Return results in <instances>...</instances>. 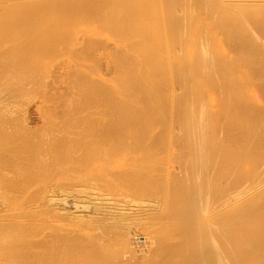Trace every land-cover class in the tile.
<instances>
[{"label":"bare ground","instance_id":"6f19581e","mask_svg":"<svg viewBox=\"0 0 264 264\" xmlns=\"http://www.w3.org/2000/svg\"><path fill=\"white\" fill-rule=\"evenodd\" d=\"M4 1L5 0H3V2ZM11 1H13V0H11ZM15 1H17V0H15ZM30 1H31V4H34L35 7H38V9H36L38 11H35V8H34V11L38 15L40 14V17H38V16L36 17V18H38L37 21H39L40 23H41V21L43 22V19L45 20V22H43V23H46V22H47V24L51 23L50 21L52 20V18L55 14H56V17L58 15V18H60V19H56V18L55 19L59 20V22H60V20H62V22L64 21V24H66V23L68 24L69 22H66V20H70V22L72 23L71 25L73 26V29L75 30L73 33V40L75 41V43H74V41H72V39L69 40L67 38L69 41H72V42H70L71 43L70 44V43H67L68 40L67 41L65 40V42L67 44L66 50H68V49L70 50L71 45L73 44V46H75V47L73 48V46H72L73 49L72 48L71 49L74 50L75 52H77V50L79 49L77 45L81 44L80 45L81 47L80 46L79 47H80V49H82V52H83L82 55L84 56V54H85L84 51H86V53H88V51H90V47H89L90 45L88 46V45H86V43H84L85 42V38H84L85 36L84 35H86V41H88L87 43L90 44L91 42H97V46H99L98 45L99 42L107 43V42L111 41L110 43H111L112 47L108 48V46H107L108 44L105 46L108 48L109 51L107 50V48L105 49V47H104V50L108 51V56L106 55L108 57L107 58L108 61L107 60L106 61L110 63L112 68H114V71H111L113 73V76L111 75L110 72H109L110 75H108V72L106 73L107 77L112 76L111 81L109 80L110 78L109 79L107 77L106 78L111 83L113 81H115L114 82L115 84H116V81H118L117 84L119 83V81L122 82L123 85L125 83V84H127V87H123V86L121 87L120 85L122 83L121 84L119 83L120 85H118V86H117V84H116V86H115V84L111 85L112 87H110L109 93L105 92L108 95L107 98L105 97L106 95L102 96L103 98H101V100L105 98L104 102L102 104V106L104 105L105 107L103 106V108H101V106H100L101 109L98 108V106L101 105L102 102H100V100H98L99 97H95L96 95H94V94L97 93V95H100L101 93L100 94H98V93L102 90V88L100 91L98 90V92H95L94 89H96L97 86H96V88L91 87L90 90H92V92L94 91L95 93L93 92V94H92L90 91H89L90 93L86 92L88 94H92L93 98L95 97L99 101V105L97 107H94L95 104L96 105L98 104V101L95 102L96 99L95 100L93 99L94 102H92V101L90 102V99H88V98L92 99V97H90V95H89V97H87L88 100L85 99L87 102L89 101L90 103L94 104V105H91L89 103V105L96 108V110H97V108L99 110L106 108L107 112H105V110H102L103 112L108 114V118H106V119H103V118H105V117H103V115L105 113H103V115H99L97 117V114H98L97 112L99 110L95 112L94 109L90 108L91 106L89 107L90 109L88 108L89 110H91V113H89L90 111L89 112L86 111L87 112L86 114H88V113L90 114L88 121L90 120V117L92 116L91 115L92 111L94 113H96L94 115H96L95 117H97V119L100 118V116L103 117V118L101 117V119L95 120V121L92 119L93 121L92 122L89 121V122H90V125H92V126H93V122L100 121V120H101V123L103 122V125H104V123H106L105 126L107 125L106 128L108 130H110V133L108 134L109 131L104 126L103 129H105V131H103V129H102V131L104 132V134L107 135V136L105 135L106 136L105 141H106V138L108 136H110L112 132H115L117 130V128H116V130L114 128V126L117 127V125L112 124L114 121L115 122L118 121V120H116V118L118 117L117 115H120L121 113H122L121 115H123V113H124L125 115H123V116L126 117L127 112H129L133 109L135 111L136 107L138 109L140 108L139 110H141V112H139V113L145 114V113H147V111L150 112L152 110L150 105H152V107L154 105V107L156 108V111L158 113H163V116H164V113L167 112V115H168V119L164 118V117H163L164 120L161 119L162 120L161 123L163 122L164 124L163 123L160 124L161 129H159L160 131L158 133H160L162 131V129H163L162 126L166 124L165 126L166 127L168 126V129H167L168 131L166 130V128L164 126L165 131H162V132H164L167 135L166 136L168 138L167 142L169 143V145H171L172 143L174 144V146L177 145L178 148H177V146L175 147L177 149H179V147H181V149H182V150L176 149L177 151L181 152L182 154H179V152H177L178 154L172 153L173 155H175V157H177V156L179 157L180 155H182V159L178 158L180 160V161H178L176 158L177 161H175V160L172 161V159L170 158L171 156L169 158L166 157V156H168L166 153H164L166 150L163 151V153L160 152V151H162L161 149L164 150L165 147L167 146L166 145L167 144L166 138H164L165 139L164 143H161V142H163L162 139L165 136L164 133L161 132V135L162 134L164 135V136L162 135V137H161V142H158V140L156 141L157 138L156 139H155V137L153 138L154 140L152 141V143L154 145H158V144H156V142H158L160 144H165L166 146L164 145L161 148V146H159L160 145L159 144L158 145L159 148H156L157 150H155L156 152L158 150H160V151H158L159 157H155V155L152 156V157L156 158V159L153 158V162H152V163H155L156 165L153 168H151L152 166L151 167L149 166L151 169H149V168L147 169L148 171L153 173V174L149 173V174H151V177L149 176L150 181H151V179H153L152 177L154 175H155L156 179H158L160 177L161 173L159 172V174L156 175L155 172H157V169H155V168H156V166H158L159 168L161 166H163V165L159 166L160 164L157 165V162L159 163L162 158L165 157V158L169 159V161L171 159L170 162L175 161L176 164H178L177 167H174L177 169L176 170L171 169L172 171L171 170L168 171V169H166L165 166L167 164L163 167L165 171L161 167L162 168L161 171L165 172V174H166V176H165V174L163 173V176H162L163 179H164V177L166 179L169 176V178H168L169 180L166 179V181H163V182L161 181L162 184H160V182H159L160 181L159 179L161 177L158 180H156V182L158 181L159 184H158V182L157 183L153 182V180L151 182H147V184H146L145 182L147 181L148 171L146 169H144L143 166H141V167L143 168L145 173L142 171V168H140L139 165H138V167H136V165H135L134 167L137 168V170H135L132 174H129L130 172H132V170L135 169L134 168V169L129 170L131 167H133L132 164H131V167L129 166L130 167L129 169H127V167H126L127 171L123 170V167L121 168L120 166H119L120 169L117 172L114 170L115 167L113 170H110V169L107 170L108 167H104L105 169L102 168V171H103V169L106 170L105 171L106 174H109L111 171H115L113 178L115 179V177L117 176L116 180L118 179L117 181L119 182V184H121L123 186V187L121 185L118 186L120 189L119 191H120V193L122 192V194H119V192L116 190L117 187L115 185H113L112 183H110L112 180L111 181L109 180L110 182L108 183V180H106L107 177H105V175H106L105 173H103V174L99 173L102 175L101 177H100V175H98L102 180L104 177V182L99 177H98L99 180H101L100 182H98L99 180H97V179L95 180V178H96L95 173H93L91 175L93 177V179H91V177L89 178V180L90 179L95 180V181H93L95 183L92 182V184H95L98 189L102 188V190H103L104 186L102 187V185L105 183V181L107 184H111L110 186L112 187V191H111V187H109L107 184H104V185H107V186H105V188L106 187L107 188L103 190L102 194L106 193L104 191L107 189L109 190V192H113V189H114V190H116L115 192H118V194H119V196H118L119 198L116 197V199L114 197H113V199H111V198L109 199L107 194L99 196L100 201H98V202H101L102 205H99V203L97 204L98 207L103 206V209H104L103 213L105 215L103 213H102V215H104L105 217L107 216L108 220H106V218L103 216L105 218L104 220H106L107 223L109 224V225L106 224V225H108L106 227L110 228L111 227L110 224H113L115 222L118 224V225L117 224L114 225V226L118 227L116 231L113 230L116 233L115 232L113 233V231H112V233L110 232L111 237L108 238L109 240L106 239L109 236V232L103 230L106 228L105 227L106 221H104L105 223L100 221L101 224L100 223H96V225L94 224L95 227L97 226L99 229L100 226L102 225V223H104L103 224L104 226L102 225L104 227L102 229V231H105L106 235L102 231L99 232L102 227L98 231L99 233H101L100 238H99V236H97V235H100L97 231H96L97 235L95 232L93 233L97 236V238H96V239H98L97 241H101L102 236L103 237L107 236L106 238L104 237L106 240H104V238H103V241H102L104 243V245L107 244V246H105V248L108 247L110 239L112 242L111 246H113L114 238H116L115 241L117 243L115 242V244L116 245L118 244L117 247L119 249L117 247L116 248L119 250V252L115 248L117 250L118 254L113 253L114 252L112 250L114 248V246H113V248L110 249L112 251H109V253L112 252L114 254V255L111 254L112 256H114L115 258H120V259H121L120 254H123V255L125 254V255L124 256L122 255L123 256L122 260L118 259L119 263L113 261L114 257L112 258V256H111L110 258H112L113 264H115V263L116 264H264V0H30ZM30 1L27 0V2H29V3H30ZM19 2H17V4ZM27 2L25 3L26 5H27ZM0 4H2V3L0 2ZM3 4H4V6L9 5L8 3H7V5H5V3H3ZM14 4L15 3H13V6H14ZM25 4H24V6H25ZM34 5H31V6H34ZM4 6L0 5L1 8ZM22 6H23V3H22ZM28 6L30 7L29 4L27 5V8H28ZM11 7H12V5H11ZM20 7H21V5H20ZM22 8H24V7H22ZM9 9H10V7H9ZM12 9H13V7H12ZM19 9H21V8H19ZM19 9H18V11H19ZM25 9H22V10H25ZM30 9H31V7H30ZM4 10L8 11L7 8L6 9L4 8ZM26 10L28 11V9H26ZM7 11H6V13H7ZM11 11H13V10H11ZM11 11H8V13L10 15H12L13 13L18 15L16 13L17 11H15V12L13 11L12 14L10 13ZM30 13H29V15H30ZM22 14H23V11H22ZM37 14H34V16ZM41 14L44 15L45 18L43 17V19H42ZM10 15H8L9 17H12V19H10V23H11V20L13 22V20L15 19V21L13 22V25L17 29H16V31L14 30V32L18 31L17 32V34H18L19 31L21 30V29L20 30H18V29L22 28L26 23V22H23L22 23L23 25L19 26V24H21L22 20L27 19L24 17L25 13L22 16H20V17H24L20 22L18 21L19 19L16 17V15L14 16V14H13L14 17L10 16ZM1 17H4V16L1 15ZM26 17H29V16H26ZM36 18H34V19L36 20ZM39 18H41V21L39 20ZM83 18H90V19L93 18L94 20L96 19L95 20L96 24L94 23L95 22L94 20H93L94 22L93 21L92 22H93V24L96 25L97 28L99 26L98 24L101 23L100 28L95 29V27L93 25V28H94L93 29L91 26L92 24L90 25L91 28H88L89 25L86 26V28H85L84 27L85 24L82 23V25L84 24V26H82L80 23V26H82V28L80 29L78 20H79V22H81ZM31 19H32V17H31ZM90 19H89V21H90ZM27 20H29V19H27ZM8 21H9V19H8ZM37 21H33V22L35 23ZM83 21H85V23L87 22V20H85V19ZM28 22L30 23L32 21H28ZM28 22L26 24H28ZM97 22H99V23L97 24ZM14 23L17 24L19 27H16L17 25H15ZM53 23L56 26V23L55 22H53ZM60 23L57 26L58 28L60 27ZM87 23H86V25H87ZM0 24H2V22ZM61 24L63 25L62 26L63 29H66V27H64V24L63 23H61ZM28 25H26V27H25L27 30L23 27L25 29L24 31H28V28L30 27V25L29 26ZM8 26L10 27V25H8ZM34 26L36 27L35 24H34ZM40 26L42 29L43 25L40 24L39 28H40ZM47 26L48 25H45L44 27H47ZM44 27H43V29H44ZM48 27H49L48 32H50V33H45L46 35L43 33V35H45L43 37V35H41L42 30L39 29L40 31L38 30V33L33 37L37 38L36 36H38V34H39L42 36V38L44 39V41L46 43L49 42V44H50L53 41L56 42L55 45L52 46V48H50V49H53V47L56 46V48H58V49H54L55 51L53 50L54 52H56V50L58 51L60 49V45H61V47H63L65 45V44L64 45L62 44L63 40H64V38H63L64 35L62 36L63 32L61 31L60 28L59 29L57 28L58 29L56 31L57 33L54 35V33L52 34L51 29H55L56 27L53 28L52 25H51V27L50 26H48ZM69 27H71L70 24H69ZM83 27L85 29H83ZM1 28H3V27H1ZM31 28H32V26L29 28V31H31ZM10 29H12V27ZM10 29H8L9 30L8 32H11ZM36 29H37V27H36ZM67 29H69L68 26H67ZM45 30H48V29L45 28ZM24 31H22V33ZM63 31H65V30H63ZM69 31H71V30L69 29ZM69 31H68V33H69ZM14 32L6 34V35H8L7 36L8 39L6 38L7 41L5 40L6 42H4V44H2V46L0 44V46H1V48H0V143H1L0 145L1 146L0 147L2 148L3 146H5L4 148H6V149H4V150H6L7 153L2 149V152L4 151L3 153L6 154L5 155L2 153V155L7 156V154H8V157H9V158L7 157L9 159V164L5 168V173L3 172L1 174L3 176L0 177V179H1L0 180V264H53V261L59 260V256L56 258L54 256L57 255V251H60V250H57L55 248L56 244H55L54 248L57 251H55V249L53 248V245L51 244V239L55 235L52 232L51 233L53 236L49 235L48 231L45 233L42 232L43 234L48 233V235L51 236L50 239H49L48 235L47 236L44 235V238L39 237L37 240V237L34 238V236H36V231L38 228L36 229L35 226H32V223L34 222L32 220L36 217V216L34 217V214H33L34 209L36 210L43 205V201H45V199L48 197V196L46 197V195H47L46 193H48V192L50 193L53 185L52 186L50 185L51 188L48 192H46L47 190L45 188L46 187L45 185H44L45 187L43 186L44 189H42L43 187L42 188L38 187L39 189L38 188L37 189L39 191H37L35 188L32 187V189H35V190L31 191V185L33 184V183L31 184V180L34 179V177L32 178L31 176L36 174V173L35 174L32 173L33 166L35 165V163H34L35 161L34 162L32 161V156L34 155V153H32V152H35L32 150L35 148L34 145H32V143H33L32 138L34 140H36L34 137H32L33 136L32 135L33 130L35 129V127L33 125V123H34L33 117L35 115L31 114L33 109H31L32 106L28 103V101H27V103L29 105H26V107H24V109L26 108L25 113L23 112V114H21L22 112H20V110L25 105L23 101H25V99L29 96H31V98H29V99H32L29 102L35 101L34 102L35 103L34 104L35 110L40 108L41 111H45L47 109L46 108L47 105L50 104L51 100L57 99L58 94H60L58 96V97H60V96H62L61 93L64 92V94H65V95L63 94L64 96L70 97V95H68V94L74 90V86H77L75 84H78V83L81 84V82L85 79L83 71H80L84 68L82 67V69H81L79 67L80 65H82V64H80V62L82 60H80V62H76L78 57L76 60L74 58L73 59L75 60L74 64L78 63L77 65H79L78 66L79 71L77 70L75 65L72 63L73 61H71V63H70V61L68 60V58L66 56L65 57L67 59L63 57L64 62H62V60H61L62 64H64L65 62L68 63V61H69V63L74 65L73 67L76 69L73 72V70L70 68L68 69L67 66L64 67V68H66L65 70H67V69L70 70V71L67 70L68 72H71L68 74V72L66 71V73H65L64 68H62L64 70V72L62 70L61 71L64 73L63 75L65 76V77H63V75L60 74L62 76V80H61L62 87L58 90L57 86H54L55 85L54 82L53 83L51 82L52 84H54L53 87L56 89L55 92H57L56 95L53 94L56 96V98L55 97L52 98L49 102L47 101L48 104L47 103L45 104V102H46L45 99L49 100V98L52 95L51 93L49 95L47 94V92L49 93V91H50V89L47 90V87L49 86L50 82L47 85L45 83L47 81H49L47 79H49L52 76L51 73H55V71L52 72V70H51V73H50V71L48 70L51 76H49V78H47V76L49 74L46 72L47 66L46 67L44 66V65H46L45 63H44V65H41L43 62L41 64H39V67L41 65V67L44 66L46 68V69L43 68V69H45V71L43 69L41 70V68H39V67L37 68V66H38L37 62L38 61H35L36 62L35 65H37V66H34V65H33L34 67L31 66L32 64L27 59L28 54H30V53H29V51L28 52L26 51L27 47H25L24 49L22 48L23 44H22L21 39H23V38L20 35L15 34ZM32 32H37V30L36 31L32 30ZM65 33H67V31H65ZM80 33L83 34L82 39H81L82 35H80ZM6 35H5V37H6ZM21 35L23 36L24 33ZM25 35H27V34H25ZM51 36H55V37H53L52 40H50ZM68 36H70V34H68ZM27 37L31 38L30 35ZM39 37H38V40H39ZM46 38H47V40H45ZM224 40L226 41V43L224 42ZM23 41H25V39H23ZM29 41H31V40L29 39ZM25 42H27V41H25ZM31 43H32V41H31ZM31 43H30V48H32ZM34 43H35V39H34ZM34 43H33V47L37 42L35 44ZM41 43H43V42H41ZM46 43H44V44H46ZM27 44L29 45V42ZM27 44H26V46H28ZM68 44H69V46H68ZM82 44H83V46H82ZM42 45L41 46L39 45V46L42 47ZM95 45H96V43H95ZM95 45L91 44V47L95 46ZM103 45L101 46V44H100L101 47H103ZM84 46H85L86 50L84 49ZM87 46H88L89 50L87 49ZM49 47H51V46H49ZM101 47L99 48V50L101 49ZM30 48H28V49H30ZM37 48H38V46H37ZM93 48H95V47H93ZM110 48H112V49H110ZM45 49H47V48L45 47ZM50 49L45 51L46 53L48 51L47 55L50 53L49 52V51H51ZM96 49H95V51H98ZM102 49L100 51H102ZM38 50L36 49V51H38ZM42 50H43V48H42ZM63 50L65 51V49H63ZM59 51L57 53H59ZM45 52H42V53L37 52V53L38 54H43V53L45 54ZM61 52L62 53H60V54H62V56L64 53L66 54V52H64V53H63V51H61ZM92 52H89V54ZM73 53H69L70 58L73 56V55L71 56V54H73ZM33 54H31V56ZM51 54L55 55V53H52V52H51ZM51 54H49V55L51 57H53ZM89 54L87 55V57L85 54V57L89 58V60H90V59H92V58H90L92 56V54L90 55V57H88ZM96 54H97V52H96ZM58 55H56V56H58ZM79 55H81V52L79 53ZM82 55H81V57H82ZM35 56H37V55H35ZM60 56L61 55L58 56L59 59H57V57H56V59L51 58L52 61L51 60L50 61L52 63H54L55 60L56 61L60 60ZM85 57H83L82 59L85 60ZM93 57L95 58V55ZM39 58H40V55H39ZM75 58H76V54H75ZM31 59H32V57H31ZM49 59H50V57H49ZM65 59H66V61H65ZM33 60H35V59H33ZM37 60H38V57H37ZM42 60H43V58H42ZM88 62H90V61H88V59H87L86 64L89 65L88 67H91V65ZM67 63L65 65L69 64V63L68 64ZM53 65H56V63ZM58 65H59V61H58ZM94 65H95V63H94ZM71 66H69V67H71ZM84 66H87V65L84 64ZM106 67H109V66H106ZM88 71L85 70V72H84L85 75L87 74L86 72H88ZM90 71L94 72V71H92V69ZM97 72H98V70L96 71V73ZM98 74H101L98 76L100 78L105 76V75H102V73H100V72ZM88 76L90 78V76L93 77L94 75L89 74V75H87V77ZM55 77H53V78L56 79L57 77L56 78ZM93 78L97 79L96 75ZM86 79L89 80L88 78H86ZM92 79H90V80H92ZM94 79H93V81H96ZM53 80L51 79L50 81H53ZM70 80H72V84L74 86L72 84H70ZM93 81L91 84L94 83ZM97 82L99 84V78H98V81H96L94 84H96ZM147 82H153V85H154V83L158 84V85L160 84V86L163 89H159V88H161L160 86H159V88H158V86L156 88H158L159 91L163 90V92L160 91V93H159L158 89L157 90L154 89L158 92H156L155 96L152 95L153 97H150L152 91H150L149 89L152 90L153 87L151 88V86H150L151 84L147 85L148 84ZM55 83H56V81H55ZM106 83H108V81ZM83 84L86 85V80H85V82L83 81ZM91 84L89 82L88 86L90 87ZM102 84H104V83H102ZM164 84L167 85V87L165 86V88H164L162 86ZM45 85L47 87H45ZM100 85H98V86H100ZM106 85L110 86L109 83ZM106 85H105V87H106ZM131 85L132 86L133 85H139L140 86V87H138V88H140L139 90H141L140 95H142L144 99H139L140 98L139 97L140 92L138 94H136L138 90L135 91V89H134L135 87L133 86L134 88H132ZM101 86H103V85H101ZM146 86H148V87L150 86V88L148 89V87H146ZM51 87H48V88H51ZM77 87L79 88L78 91L80 89L84 90L83 87L82 88L79 87V84ZM54 88H52L53 93H55ZM87 88L88 87L86 86L85 89H87ZM125 89H126V91H125ZM132 89H134L133 91H135V93L132 92ZM88 90H89V88H88ZM106 90H107V88H106ZM75 91H77V90H75ZM66 93H68V94L66 95ZM83 93H84V95H83ZM83 93H82L83 97L80 96L81 94H78L77 96H80L82 98V100L85 101L83 98L86 95V93L85 92H83ZM105 93L103 91V95ZM132 93L135 94L136 99L138 97L139 102L135 98L130 97V96H132L131 95ZM45 94H47V96H50V97L45 98ZM70 94H73V92H71ZM76 94H77V92H76ZM154 94H155V91H154ZM69 97L67 98V105H69V103H72V101L70 102V100L73 99L74 95L73 96L71 95V97H72L71 99ZM80 97H78L79 98L78 100H81ZM154 97L157 99H155ZM85 98H86V96H85ZM151 98H154L155 100L154 101H153V99L150 100ZM76 99H77V97L75 96L74 100L77 101ZM59 100H55V102L52 101L51 104H54V105L50 104L51 106H48V108H49L48 110L50 111L51 108L53 109V106H55L56 103H57L56 104L57 106H55V107H58V110H59L60 108H59L58 102H57ZM68 100H69V103H68ZM62 101H65V100H63V98H62V100L59 102H62ZM75 101H73V105H74V103L76 105ZM80 102H82V101H80ZM87 102H86V104L88 105ZM152 102H154V103H152ZM22 104H24V105L22 106ZM43 104L46 105V106L44 105V110H43V107H41ZM60 104L63 106V108L66 106V105H63L64 102H62ZM86 104H85V106H86ZM73 105H72V107H73ZM82 106L84 107V103L82 104ZM66 107L70 108L71 106L70 107L66 106ZM78 107H80V105ZM63 108H61V109H63ZM75 108H77V105L74 106V109ZM52 109H51V111H52ZM56 109L57 108H55V110ZM61 109L59 112V113H61V115L57 111L54 110L52 112V116L56 115L55 113L57 112V115L59 114L60 117L64 118V113H65V115H67L68 113L65 112V111H67L66 109H65V111L63 109L64 113L61 112L62 111ZM74 109H72V110L74 111ZM80 109H84V108L80 107ZM156 111L154 110V112H156ZM81 112H82V110H81ZM47 113H48V111H47ZM47 113H46V116L49 115ZM53 113H54V115H53ZM62 113H63V115H62ZM75 113L78 114V112H75ZM84 113H85V111L83 113H79V114L80 115L82 114L81 116H83ZM150 113H153V112H150ZM150 113H149V115H151ZM158 113H155V114H157V116H159ZM24 114H25V116H23ZM100 114H102V113H100ZM130 114H131V112L128 115L131 116ZM132 114H135V113H132ZM32 115H33V117H32ZM50 115H51V113H50ZM50 115H49V117H51ZM94 115L92 118H95ZM139 115L142 116L143 114H139ZM59 116H57V117H59ZM115 116H116V118H115ZM137 116H136V119H138ZM146 116H147V114L145 115V118H146ZM41 117H43V116H41ZM69 117H70V115H69ZM65 118H67V116H65ZM65 118L62 119V121L65 120ZM86 118H88V116ZM132 118H131V120H133ZM39 119L37 118V121ZM47 119H45V120H47ZM50 119H52V118H50ZM59 119H58V121H59ZM119 119H121V118H119ZM129 119L130 118H128V120ZM42 120H44V118ZM42 120H40V121L43 124L44 122ZM72 120L75 124V121L76 120L78 121L79 119H76L75 121H74V119H72ZM72 120H70V121L72 122ZM80 120H81V118H80ZM126 120H127V118H126ZM134 120H135V118H134ZM138 120L140 122L142 121L140 118ZM146 120H147V118H146ZM155 120H156V116H155ZM82 121H83V119H82ZM85 121H84V125H85ZM88 121L86 124H89ZM135 121H134V124H135ZM55 122L54 123L51 122V123L54 124L55 126L63 125L61 122H59V123L57 122L58 124H56ZM79 122H81V121H79ZM121 122H124L126 124L127 121L122 120ZM128 122H127V124H128ZM140 122L138 123L139 125L141 124ZM146 122L149 123L148 120ZM155 122H157V121H155ZM159 122L160 121H158V124H159ZM67 123H69V122H67ZM76 123L78 124V122H76ZM98 123H100V122H98ZM50 124L48 123V125H50ZM131 124L132 123H130V125ZM154 124H156V123H154ZM44 125H46V124L44 123ZM48 125H47V127H48ZM65 125H67V124H65ZM112 125H113V127H112ZM119 125H120V120H119ZM128 125H127V127H128ZM135 125H137V123ZM146 125H147V123H146ZM150 125H151V128L153 130L155 128L156 129L159 128V125H156V127H154L152 124V121H151ZM40 126L42 127L41 124L39 125V127ZM74 126L71 125L70 128L67 127V129L70 130L72 127L76 130V128ZM80 126H82V124H80ZM63 127L61 126L60 128H63ZM78 127H79V125H78ZM86 127H88V126L85 125V129H84L85 132L88 129ZM94 127H95V125H94ZM96 127L99 128L100 126H96ZM130 127H132V126H130ZM147 127H149V125H147ZM82 128H84V127H82ZM82 128H80L79 131H77L78 130V128H77L76 133L79 132V135H82L80 133V131H81L84 134ZM112 128H114L115 131L112 130V132H111ZM121 128H123V127L120 126V130H118V131H120L122 133L123 131L121 130ZM133 128H134V125H133ZM144 128H145V126H144ZM144 128H143L142 134L146 133L145 135H147V136L149 135L148 140L152 138L151 137L152 135L150 136L149 133L152 132V134H154V133H156L155 135L158 134L156 132L158 130L150 131L147 133V131H145ZM38 129H41V128H38ZM52 129H53V126H52ZM55 129L57 130L58 128H55ZM74 129H71V130L75 131ZM95 129H93V130L96 131ZM137 129H139V132H140V127L139 128L137 127ZM137 129H135V130H137ZM99 130H101V129L99 128ZM131 130H133V129H130L129 132H131ZM141 130H142V127H141ZM147 130H149V129H147ZM61 131H63V130H61ZM64 131H67V130L64 129ZM91 131L92 130H90L89 133H91ZM176 131H177V134H176ZM58 132H59V130H58ZM58 132H57L58 136H61L60 134L63 133V132H61V133L59 132V134H58ZM120 132H117V133L120 134ZM36 133L38 134L37 128H36V130H34L33 134H36ZM50 133H53V132L51 131ZM54 133H56V132H54ZM95 133L92 132V135ZM65 134H66V136H68L67 133H65ZM97 134H98V132H97ZM88 135L89 134H85V136L82 135V137L83 136L86 137ZM96 135H94V136H96ZM112 135L114 137V133ZM120 135H122V134H120ZM123 135H125V134H123ZM123 135H122V138H123ZM51 136H52V134H51ZM63 136H65V135H63ZM71 136L73 137V140H74L75 136L73 133ZM115 136L117 137V135H115ZM131 136H135V135L132 134ZM137 136H138V134H137ZM159 136H158V138H159ZM88 137H90V135ZM113 137H111V139ZM125 137H124V139H125ZM140 137H142V136H140ZM55 138H58V137H56V135H55L54 141H55ZM60 138H62V136ZM98 138L100 140H98L96 138L92 139L91 137L88 139H90V140L96 139L94 142H96L98 140V141H101V143H104V144L106 143L105 141L104 142L102 141L103 137L100 138V135ZM130 138L131 137H129L128 140ZM132 138H134V137H132ZM132 138L130 139V141L132 140ZM50 139H52V137ZM50 139H48V140L51 141ZM71 139L69 140L70 142H71ZM79 139H82V138H79ZM83 139L80 142L81 145H84V143L82 144V142H84ZM124 139H123V141H124ZM137 139H139V138L137 137L135 139L136 141L134 140L136 143H137ZM143 139L145 141L147 138L146 139L143 138ZM143 139H141V140H143ZM58 140H59V138H58ZM119 140H120V138H119ZM128 140L127 141L125 140V142H129ZM76 141L78 142V140H76ZM107 141H109V140H107ZM116 141H117V139H116ZM116 141L114 140V142L116 144L114 142H111V144H110L109 143L110 141H109L108 143L110 144V147H112L113 143L117 146ZM134 141H133V144L135 145ZM139 141H138V143H139ZM144 141H142V142H144ZM150 141L151 140H149V142H148L149 145L148 144L147 145L151 149V147H150L151 142ZM63 142L65 144L66 139ZM63 142H62V144H63ZM142 142L140 143L142 146L147 143V141H145L144 144H142ZM52 143H54V142H52ZM52 143H50L51 144L50 147L53 148L54 146H52ZM80 143L78 142V144H80ZM90 143L92 144L93 142H90ZM118 143H119V141H118ZM55 144H57V142H55ZM58 144H59V141H58ZM73 144L74 143H72V145ZM87 144L84 145L85 148H86ZM109 144H107V145H109ZM96 145H98V144H96ZM96 145L94 144L95 147L94 146H93L94 148L92 147L93 150L95 148L98 149V147H96ZM101 145L99 143V147H101ZM127 145L130 147V145L128 143H127ZM55 146L57 149L59 147H60V149H62V147H63V146L61 147L60 144H59V146L58 145H55ZM68 146H70V145H68ZM75 146H80V145L75 144ZM105 146H106V144H105ZM120 146H122V145L120 144L119 147ZM48 147H49V145H48ZM72 147H74V146H72ZM88 147L91 150V147L90 146H88ZM102 147H104V146H102ZM106 147L108 148V146H106ZM117 147H115V146L113 147V149L111 150V154H113L112 152H114V150L115 151L119 150ZM122 147H124V146H122ZM132 147L135 148L134 146H132ZM132 147H131V149H132ZM148 147L146 149H148ZM152 147H154V146H152ZM42 148H44V147H42ZM65 148H63V149H65ZM116 148L118 150H116ZM124 148H122L123 151H125ZM140 148H141V146H140ZM44 149H46V148H44ZM78 149H79V147L75 148V150H78ZM80 149H81V146H80ZM126 149H127L126 152L129 151L128 147ZM36 150H37V148H36ZM46 150L48 151L49 148ZM72 150H70V151H72ZM75 150H74V153H76ZM82 150H84L83 147H82ZM82 150H79L77 152H81ZM90 150H89V152H90ZM93 150H91L92 154H95L96 150L94 152H93ZM101 150L104 152V151H106V148H105V150H104V148H101ZM108 150H107V153L110 152V150H109V152H108ZM122 150H121V152L118 153L119 155L123 156L124 153L127 154L126 152H123ZM136 150H135V152H133V154L134 153L136 154ZM140 150L141 149H139V151ZM148 150H147V152H149ZM152 150L154 152V149H151V151H150L151 153H153ZM54 151L57 152V150H54ZM63 151H65V150H63ZM85 151H86V149L83 152L84 154H81V153L80 154L77 153V154L80 155V157H81L82 155H85ZM132 151H134V150H132ZM147 152L146 153L143 152V155L144 154L147 155ZM166 152L168 153V149ZM0 153H1V150H0ZM41 153H40V156H42ZM45 153L47 154V152H45ZM62 153H64V152H62ZM67 153H68V151H67ZM74 153H72V154L74 155ZM107 153H105V156L108 155ZM174 153H176V152H174ZM35 154H37V153H35ZM46 154H45V156L44 155L43 156L46 157L47 156ZM56 154L57 155L53 154V155H55V157L52 156L53 161L56 160L55 159L56 156H59V152H57ZM72 154L70 153V156ZM77 154H75V155H77ZM92 154H90V155H92ZM129 154H131L130 151H129ZM155 154H157V153H155ZM48 155H51V154L48 153ZM146 155H144V156H146ZM173 155H172V158H173ZM93 156L95 157V155H93ZM103 156L104 155H101V159L105 157V156L104 157ZM109 156H107V157H109ZM116 156H117V154H116ZM122 156H121V158H122ZM129 156H131V155H129ZM132 156H133L132 160H137L140 158V157L137 158L138 157L137 155H136L137 157H135V158H134V155H132ZM139 156H142V155H139ZM162 156H164V157H162ZM33 157H35V155ZM38 157H37V159H38ZM65 157H67V156H65ZM75 157L76 156H74V158ZM88 157H89V155H88ZM112 157H113V155L111 156V159L114 160ZM127 157H123V158H127ZM160 157H161V159H160ZM69 158H71V157H69ZM74 158H71L73 162L70 160V163L72 162L73 164H75V161L73 160ZM91 158H93V157H91ZM97 158H95V160ZM99 158H100V155H99ZM114 158H115L114 161H116L117 157H114ZM157 158H158V160L159 159L160 160L158 161ZM165 158L163 160L168 162V160H166ZM49 159H50V157H49ZM52 159H51V162H52L51 166L53 167V169L49 167L52 170L55 169V166L58 167V163H59V167H58V169L57 168L56 169L57 170L61 169V171H62L63 166L61 167L60 164H62L64 161V163L62 165H64V167H66V165L69 163V161H67V160L66 161L68 163L66 162V164H65V160L61 161V163H60V161L56 160L58 163H56V162L53 163ZM61 159H63V158H61ZM66 159H68V158H66ZM87 159L88 158H85L86 161H87ZM98 159L96 162L99 161L98 164L99 163L103 164L104 160H100V159L98 160ZM105 159L107 161L108 158L105 157ZM111 159L110 158L108 159L109 163L111 162L110 161ZM130 159L128 158V160H130ZM151 159H149L148 162H150ZM58 160H60V159L58 158ZM78 160L79 161L82 160V164H83V162H84L83 158H79L76 161H78ZM132 160H131V162H132ZM139 160L135 161L134 164H136V162H138ZM154 160H157V161L154 162ZM1 161L5 162V160H3V159H1ZM1 161H0V164H1L0 169L3 168V166H4L3 165L4 163L3 162L1 163ZM79 161L76 163L80 164L81 161H80V163H79ZM106 161H104V164H103L105 166H107V164H105ZM114 161H112V162H114ZM46 162H47V159H46ZM48 162L45 165V168H48V166L50 165V164H48ZM92 162H91L92 164H90L91 166L95 163L94 161H92ZM112 162H111V164H112ZM124 162H125V159H124ZM126 162H128L127 159H126ZM141 162H144L143 159H142V161H140V164H142V165L147 164L148 165V163H146V162L144 164ZM162 162H160V163L161 164L166 163V162L165 163H162ZM5 163L7 164L8 160ZM43 163H45V162H43ZM55 163L57 165L54 166L53 164H55ZM70 163L68 164L67 167H69ZM72 163H71L69 169L73 166ZM152 163H150V164H152ZM6 164H5V166H6ZM77 164H76V166H77ZM124 164H123V166H124ZM138 164H139V162H138ZM96 165L97 164H95V166L93 165V168L94 167L96 168ZM110 165H109V167H110ZM127 165H128V163L126 164V166ZM76 166H75V168H78ZM81 166H79V167H81ZM89 166L88 167L86 166V167L89 168ZM117 167L118 166H116V168ZM75 168L74 169L71 168L70 171H74V173H78L79 175L84 174L82 172H84L85 170H81L79 173L80 168L78 171L76 170V172H75ZM82 168H84V166H82ZM91 168H89V170L87 169L88 172L90 171ZM40 169H42V168H40ZM64 169H66V168H64ZM45 170L43 169L42 171L44 172ZM1 171H4V170L2 169ZM46 171H45V173L47 174ZM48 171H50V170H48ZM56 171H54V172L56 173ZM59 171H57L55 176H53L51 174V171H50V173L48 172L47 176L44 175V177L46 176V178H47L49 176V174H51L55 178L59 173H61ZM107 171H110V172L107 173ZM128 171H130V172H128ZM43 172H40V174H42ZM65 172L66 173L62 172L61 173L62 175L60 174L61 177L60 176L59 177L65 178V176H63V173H64V175H66L67 171H65ZM126 172H127V174H126ZM68 173H70V172H68ZM111 173H110V175L113 176V172H111ZM86 174H87V176H86ZM86 174H84V175L88 178V173H86ZM67 175L69 176L70 174H67ZM68 176H66L67 178H65V179H68ZM70 176H69V178H70L69 180L74 178V177H72V176H74V174H72V176H71L72 178ZM112 176H110V177L112 178ZM144 176L146 178H143ZM35 177H37V176H35ZM42 177L43 176H41V179H42ZM53 177H51L52 179L50 178V180H53ZM38 178H39V175H38ZM35 179H37V178H35ZM41 179L39 181L45 180V179L44 180H41ZM78 179L77 180L79 183L82 184L84 182L83 175L81 177L79 176ZM142 179H146V180L143 181ZM69 180H64V181L59 180V181H60V183L65 182V185L67 184L70 187V184H68V182H66ZM77 180L74 179L75 182H73V179H72V181H69V182L70 183L72 182L71 184L75 185V183H77L76 182ZM37 181L38 180H36V182ZM57 181H56V183H58ZM87 181H88V179H87ZM90 181L87 183L91 186ZM142 181H143V183H142ZM101 182H102V184H99ZM49 183H50V181H49ZM84 183H86V182H84ZM114 183H115V180H114ZM47 184H48V182H47ZM58 184H56L57 188H59V186H61L60 187L61 189H59V190H62L63 189L62 187L64 185L62 186L60 184L58 186ZM82 185H84V184H82ZM89 185H87L86 187H90ZM95 185H92V187ZM99 185L101 187H99ZM68 186H67V189H68ZM128 186H130V187H128ZM131 186H132V189H134L135 187L137 188V189L135 188V190H134V191H136V193L133 194L134 196H136V194H138L137 196H139L140 198L143 197V199H144V197H146L145 200H143V201H141L142 200L141 199L138 202H133V203H139V207L137 208V206H136L137 210L139 209V212L141 210H147L148 211V213H149L148 215L146 214L147 211L145 212V215H147V218H145L146 219L145 221L142 219H139V218H130L127 215L128 208H125V206H129V205H127V203L130 202V198L127 199L126 198L127 196L125 197L126 200H128V202L126 203L125 198L123 199L122 195L125 192H127L128 190H132ZM126 187L129 189L126 190L127 189ZM57 188L54 190L55 192H56ZM74 188L76 189L77 187L75 186ZM74 188H73V191L72 190L67 191L65 189H63V190H65L66 192L61 191V192L66 193V194H67V192L70 193L72 191L73 195L75 196L76 193H74V192H78V190H80L79 191L80 194L76 195L78 198H80V200H76L78 198L75 197L76 199L74 201V199H72V197L71 198L69 197L70 199L73 200L70 202L71 207H72L71 209L74 210L77 217L83 216L85 213H89V214L93 215L94 210L97 208L95 205V202L97 201L96 196L95 195H94V197L89 196V195L85 196L84 195L85 190L83 192V191H81L82 189L78 188V189H76L77 191L76 190L74 191ZM97 188H95V191ZM41 189L45 190V192H46L45 193L42 191L44 194H46L45 195L46 198L43 196L44 199H43L41 191H40ZM59 190H58V193L56 192L57 194H59V192H60ZM108 190H107V193H109ZM35 191H37L38 193L40 192L41 199L43 201L42 200H41L42 202L40 201L42 203V205L40 203L41 206L38 205L39 203H37L38 207H36V204L34 203V206H35V208H34V207H32V204H33L32 203V201H33L32 197L36 196V195L35 196L33 195ZM90 191H88V192H90ZM97 191H99V190H97ZM101 191H100V194H101ZM52 192L53 191H51V194H52ZM81 192H83V194ZM130 193H131V191H129V194ZM132 193H133V190H132ZM57 194H55V195H57ZM86 194H88V193H86ZM113 194H116V193H113ZM37 195L39 196V194H37ZM67 195L69 196V194H67ZM70 195L73 196L72 194H70ZM108 195H110V194H108ZM133 195H130V196H133ZM38 196H36V200H34V201H38L37 200V199H39ZM137 196L135 198H137ZM58 197H60V194ZM58 197L57 198L56 197H54V198L49 197L51 199L48 198V200L52 201V202L50 201V203L54 207H56L58 204L57 203V200L59 199ZM91 197H93V198H91ZM135 198H132L133 200H131V202L136 200ZM33 199H35V198H33ZM61 199H62V197H61ZM93 199L95 200V202ZM92 200H93V202H91ZM45 203H48L47 200ZM45 203L43 206L44 208L41 207L43 210L42 209H40V210H42V212L45 211V213L47 214L49 212V211L47 212V210H50L51 207H53V206L51 205V207H50L49 203H48L49 205H47ZM46 205H47V207H46ZM48 206L50 207V209L48 208ZM32 208H34V209L32 210ZM45 208H46V210H44ZM135 209L133 207L132 210L134 211ZM56 210H57V208H56ZM61 210H62V212H64L63 209H61ZM72 210H71V212H72ZM99 210H101V209H99ZM99 210H97V212H100ZM59 211H60V208H59ZM149 211L154 216L156 215V217H153L152 214L150 217H148L150 215ZM34 212L37 213L38 217H36V218H40L41 215H38V214H40L39 212H41V211H39V212L34 211ZM51 212L49 214H51ZM97 212H96V216H98V217L101 216L100 215L101 212L99 213V215H97ZM139 212H137L136 214H138ZM153 212L154 213L156 212V213L154 214ZM45 213H42V216H44ZM64 213H62V215ZM69 213H70V210H69ZM49 214H47V215H49ZM139 214H141V212ZM56 215H59V214H56ZM42 216H41V218L43 219L44 217H42ZM49 217H52V216L49 215ZM49 217H46V218L48 219ZM55 217L56 216H54V218ZM66 217H67V215H66ZM66 217H65V219H66ZM72 217L75 218V215ZM77 217L75 218V221L77 219H79V217L78 218ZM41 218H40V221H41ZM57 218H55V219H57ZM69 218H67L68 221H70V220L73 221V218H71L70 220H69ZM47 219H43V220L48 222L49 219H53V217L49 218L48 220ZM80 219L82 220V217H80ZM89 219L88 218L86 219L87 222L88 221L90 222ZM91 219H93V218H91ZM97 219L101 220V218H97ZM97 219H95V220H97ZM109 219L112 220L113 223L110 222ZM36 220L39 221V219H36ZM36 220H35L34 224L35 225L38 224L36 226H40V223L42 221L36 222ZM61 220L63 221V218ZM78 221L79 220H77V222ZM102 221H103V219H102ZM66 222H64V223H66ZM82 222L77 223V225L80 224V226H81ZM95 222H97V221H95ZM64 223H63V225H65ZM46 224H41V225L42 226L44 225L47 227V225H49V223L47 225ZM50 224L54 225V223H50ZM71 224L73 225L74 223H71ZM84 224H86V223H83V226H84ZM51 225H49V226H51ZM67 225H68V223H67ZM87 225H89V224L87 223ZM94 225H92V226H94ZM98 225H100V226H98ZM54 226H56V225H54ZM54 226H52V227H54ZM59 226L57 225V227H59ZM74 226L76 227V225H74ZM83 226H81V227H83ZM33 227L35 230H33ZM65 227H63V228H65ZM89 227L90 226H88V228ZM97 227H96V229H97ZM55 229L53 228V230H51V231H57V229L56 230ZM60 229L62 230V228H60ZM60 229H58L59 231H57L58 234H60L59 232H61ZM89 229L92 230V227ZM93 229L95 231L94 227H93ZM39 230H42V228L40 227L38 229V231ZM63 230L61 233L65 236L66 233L64 234ZM65 230L68 231V229H66V228H65ZM72 230L73 229H71V231H68V232L70 233V232H72ZM33 231L35 232V235H34ZM75 231H76V229H75ZM110 231H111V229H110ZM42 233L39 231L38 234L41 235ZM69 233H67V234H69ZM102 233H103V235H102ZM43 234H42V236H43ZM55 234L57 235L56 232H55ZM93 234L91 233L90 236H92ZM114 234H116V236ZM95 235L92 236V238L94 237V241L91 239L92 242H90V246H89V242L87 241V239H85L86 243H88L87 244L88 247L83 246L86 243L82 244V246L84 248L81 246V242L83 241L82 238L84 237V236L81 237L82 234H79L80 237H76V236H78V234L76 236H74L75 239L79 238L78 240L76 239L75 242L73 241L75 245L73 243L70 245H69V243H67L69 245L68 247L73 245L74 247L72 249L74 250V248H75L77 252L78 251L80 252L81 247H82V250H81L82 253L80 255H78L79 253H76V251L74 254L71 253L73 251L70 247L71 251L69 252L67 250L69 253H71L73 255V257L70 259L67 258L69 255H68V252H66V249H69V248L67 246H66L67 248H64V251L67 253L65 255L66 256L68 255V256L66 257L63 253H62V256L64 255L65 258L68 259V264H71V261H72V264H103V262H101L102 259H101V261H99L100 259L98 260L97 257L102 255L104 250L102 251L101 249L102 248L104 249V245H103V247L101 246L102 248L100 247V245H101L100 243H99L100 245L98 244L99 246L97 245V243H96V246H94L95 242H96L95 241V237H96ZM112 235H113V238H112ZM67 236H69V235H67ZM58 237H61V236H58ZM56 238H53V239H56ZM74 238L72 237V239H70V240L72 241V240H74ZM63 239L65 241V240H67V237L65 236V238L63 237L61 239V241H60V239L57 241H60L61 242L60 244H63V243H65V242H63ZM81 239H82V241H81ZM112 239H113V241H112ZM70 240H68V241L70 242ZM55 241L56 240H54V242ZM77 241L80 242V244H79L80 246L78 245V243H76ZM84 241L82 243H84ZM105 241H108V243L107 242L105 243ZM54 242L52 241V243H54ZM91 243H94V245L93 244L91 245ZM59 247L60 246L58 244V248ZM61 247H62V245H61ZM76 247L80 248V250L79 249L77 250ZM91 247L94 248L95 250L92 249ZM97 247L99 249L101 248L100 249V251H101L100 255L98 254L99 251H96ZM109 247H110V245H109ZM88 248H90L91 252L96 251L98 253L97 254L96 253L93 254V252L89 253ZM99 249H97V250H99ZM61 250L63 252V249H61ZM105 250L107 251V249H105ZM121 251H122V253H121ZM55 252H56V254H55ZM109 253L107 251V254H109ZM58 254L60 255V252ZM95 254L97 255V257ZM107 254H106V256L102 255L101 258L107 257ZM115 255H118V256L116 257ZM71 256H69V257H71ZM54 258L58 259V260H54ZM107 258H109V257H107ZM110 258L108 260H110ZM65 260H64V263H61V264H66L65 262H67V261H65ZM69 260H71L70 263H69ZM103 261H104V259H103ZM105 262H104V264H105ZM110 262L111 261H109L108 263H110ZM59 264H60V261H59Z\"/></svg>","mask_w":264,"mask_h":264},{"label":"rangeland","instance_id":"374dc122","mask_svg":"<svg viewBox=\"0 0 264 264\" xmlns=\"http://www.w3.org/2000/svg\"><path fill=\"white\" fill-rule=\"evenodd\" d=\"M19 1H20V2H19ZM19 1H18V0H17V1H15V0H13V1H11V0H5V1L3 2V0H0V2H1L2 4H3V3H5V5H7V3L9 4V5H7V6H4V4H3V5L0 4L1 6H4V7H2V8L0 7V11H1L0 14H1L2 16H4V17H1V15H0V23L2 22V24H0V42H1L0 44H1V46H2V44H4V42L7 41V39H8L7 36H8V35H6V34L11 33V32H14V30L16 31V29H17V28H15V26L13 25V22L15 21L14 18H13V19H14L13 22H12V20H11V23H12V24L10 23V19H12V17H9V16H8V15H10V14L8 13V11H11V10H13L14 12L17 11L16 13H17L18 15L20 14L19 16L16 15L15 13H13V14H14V16L16 15V17L19 19V20L17 19L19 22H20L24 17L27 18V19H29V20H27V19L22 20V21H21V24H19V26H22V25H23V24H22L23 22H26V23H27L28 21H32V22H30V23L28 22V24L30 25V27L32 26L31 31H29V28H30V27L28 28V31H24V30L26 29V28H25L26 25H28V24L25 23V25L23 26L25 29H24L23 27H22V28H19L18 30L21 29V30L19 31V33L17 34L18 31H17V32H14V33L17 34V35H20L23 39H25V41H27V42H25V41H23V39H21V40H22V44H23V45H22V44H21V45H22V48H23V49H24L25 47H27V48H26V49H27L26 51H27V52L29 51V53H30V54H28V57H29V58L27 57V59H28V61H30V63L32 64L31 66H33V65H34V66H37V65H38V66H37V68H38V67H39V64H41V63L43 62L41 65H44V63H45L46 65H44V66H45V67L47 66V67H46L47 69H46L44 66L41 67V65H40L39 68H41V70H42L43 68H45V69L47 70L46 72L49 74V75L47 76V78H49V76H51V75H52V76H51L50 78H51L52 80L54 79L53 77H55V76L57 77V78L55 77L56 79H54L53 81H50V80H51L50 78L47 79V80H49V81H47V80H46L47 82L45 81V82H46V83H45L46 85L50 82V84H49L48 87H51V86H52L51 88H48V87L45 85V87H47V90L50 89L49 93L47 92L48 95H49L50 93H51L52 95H53V94H55V95L57 94V92H55L56 89L53 87L54 84H55L54 86H57V89H58V90L62 87V83H61L62 76H61V75L64 74L63 72H64V70L66 69V68H64V67L67 66L68 69H69V68L72 69L73 72H74V70H75L76 68H77V70H78L79 67H80L81 69H82V67H83V68H84L85 70H87V71L89 70L88 72H86V73H87L86 75H85V73H84V72H85L84 69L80 70V71H83V74H84V76H85V79H84L83 81L85 82V80H86V85L83 84V81L81 82V84H80V83H78V84H79V87H80V88L83 87L84 90L80 89V90L78 91V89H79V88L77 87L78 84H75V85H77V86H74V85L72 84V80H70V84H72V85L74 86V90L72 89L73 91H71V92H73V94H70L71 92H70V93L68 92L69 94L66 93V95L68 94V95H70V97H69V96L66 97V96H64L65 94H64V92H63V93H61V95H62L63 97H62V96H60L61 98L58 97V96L60 95V94H58V95H57V99H55V100H59V99H60L59 101H61L62 98H63V100L66 101V102H65V101H62V102H64L63 105H66V106H69V107L71 106L70 108H68V107H66V106H65L66 108H65V107L63 108V106L60 104V103H62V102L57 101V102H58V106H59V108H60V109L63 108L64 111H65V109H66L67 111H65V112L68 113V114L70 115L71 118L69 117L68 114L65 115L63 109H61V110H62L61 112L64 113V118H65V116H67V118H65V120L62 121V119H64V118L59 116V114L61 115V113H59V112H60V109L58 110V107H55V106H57V105H56L57 103L55 104V106H53V109L51 108L52 111H51V109H50L51 112L48 110V109H49L48 106L54 105V104H51V102H52V101L55 102V100H54V99L51 100V99L54 98V97L56 98L55 95H53V96L51 95V97H50V96H47V94H45V98H47V97L49 98V97H50L49 100H48V99H45V101H46L45 104L47 103V101L49 102V101L51 100V102H50L51 105H50V104L47 105V107H46L47 109L45 108V109H46L45 111H41L40 108H38V109L35 110V108H34V107H35V105H34V104H35V103H34L35 101H34V102H33V101L29 102L30 100H32V99H29V98H31V96L27 97L28 99L26 98L25 101H23L25 105L22 104V106H23V105H24V106H23V108H21V110H20V112H22L21 114H23V112L25 113V109H26V108L24 109V107H26V105H29V104H30V105L32 106L31 109H33V110H32V113H31V114L35 115L34 117H33V115H32V117H33V119H34V123H33V125H34V127H35L34 130H36V128H37V132H38V134H37V133H36V134H33V133H34V130H33V133H32V135H33L32 137H34V138L36 139V140H34V139L32 138V141H33L32 145H34V147H35L34 149H32L33 151H35V152H32V153H34V155H35V157H33L34 155L32 156V161H33V162L35 161V162H34L35 165L33 166V171H32V173H34V174L36 173V174L31 176L32 178L34 177V179L31 180V184L33 183V184L31 185V191H34L35 189H36L37 191H39L38 189H39V188H42V187L45 185L46 187H45V186H44V187H45L46 190H47L46 192H48V191L50 190L51 186L53 185L52 188H51V191L54 192V193L52 192V194H51V191H50V193H49V192L46 193L45 190H42V189H44V187H43V188L40 190V191H41V194H42V197H43V196L45 197L46 194H47L46 197L48 196L47 198L45 197L46 199H45V201H43V200L41 199V194H40V192L38 193L37 191H35L33 195H34V196H35V195L38 196L37 194H39V196H38L39 199H37L38 201H34V200H36V196H35V197H32V200H33V201H32V203H33V204H32V207L35 208L34 203L36 204V207H38V205H40V203L43 201V205H42V203H41L42 206H41V205H40V206H41L42 208H44L43 206H44V203L46 202V200H47V202L50 204V207H51V205H52V204L50 203L51 200H48V198H49V197H51V198H52V197H53V198L56 197V198H57V197L59 196V194H60V197H58L59 199L57 200V203H58L59 205L57 204L56 207H54V206L52 205L54 208L51 207V209L53 208L52 210H53L54 212H53V211L50 209V207L48 206V208H49L53 213H52L50 210H47V212L49 211L47 214H49V213L51 212V214H49V215L52 216L53 219H49V218H52V217H49V215H47V214L45 213V211L42 212L43 209H42L41 207H39V208L36 209V210H35L34 208H32V210L34 209V211H37V212L41 211V212H39L40 214H38V215H41V216H42V213H45L44 216H42V217H44L43 219H47L46 217H49V218H48L49 221L47 222V221L43 220V219L41 218V216H40L41 221H42V222H41V221H40V218H36V217H38V216H37V213H35V212L33 211L34 217L36 216L34 219H35V220H36V219H39V221H40L41 223H40V226H36V225H38V224L35 225V224H34L35 220L33 219L32 221H34V222L32 223V226H35L36 229H37V228L39 229V228L41 227L42 230H43V231H42V230H39L41 233H42V232L45 233V232L48 231V232H49V235H52V233H53V234L57 237V238H56L55 236L52 235L53 238H56V239H53V238H52L53 240L51 239V244L53 245V248H54V246H55V244H56L55 248H56L57 250H60V251H57V250L54 248L55 251H57V255H55L54 257L56 258V257L59 256V260L54 258V260H58V261H53V264H59V261H60V264H61V263H64V260L66 259V258H65V256H66L65 254H67L66 252H68V251L70 252L71 249L74 247L73 245L70 246L71 249H70V247H68L70 244H72V243L74 244V242L76 241L77 238L75 239L74 236H76V235L78 234V236H76V237H80L79 234H82L81 237H83V236L85 237V238H84V237L82 238L83 241H84L85 239H87V241L89 242V246H90V242H92L91 239L94 241V237L92 238V236L95 235V234H93V233L95 232L96 235H97V232L99 231V229L102 227V228L100 229V231H99V232H101L102 229L104 228V227H103V226H104L103 224L105 223L104 221H106V220H108V219H107V216H106V217L104 216L105 214L103 213V210H104V209H103V206L98 207L97 204L99 203V205H102L101 202H98V201H100V200H99V196H102V195H104V194H107V196H108L109 199H110V198L113 199V197L116 199V197L119 198V197H118L119 194H122V192L120 193V191H119L120 189H119L118 186L121 185V184H119V182L117 181L118 179L116 180L117 176L115 177V179L113 178V177H114V173H115V171L117 172V171L120 169L119 166H120L121 168L123 167V170H126V167H127V169H129V168L131 167V164H132L133 167H131L129 170L134 169V168H135V167H134L135 165H136V167H138V165H139L140 168H142L141 166H143V168L146 169V170H147L148 168L151 169V168L155 167L156 164H155V163H152V162H153V158L156 159L155 157H159V155H158L159 152H158V151H160V150H158V151L156 152L155 150H157L156 148H159V146H161V148H162V147L165 145V144H160V143H158V142H161V137H162V135H163V134L161 135V132H162V131H165V130H164V126L166 125V124L163 125V126H162V127H163L162 131H161L160 133H158V132L160 131L159 129H161V128H160V124L163 123V122L161 123V121H162L161 119H163V120H164V118H167V119H168V115H167V112L164 113V116H163V113H158V112L156 111V108L154 107V105H153V107H152V105H150L151 108H152V110H151L150 112H153V113H150V112H148V111H147V113H145V114H144V113H139V112H141V110H139L140 108L138 109L137 107H136V110H135V111H134V109H133V110L127 112L126 117L123 116V115H125L124 113H123V115H121V114H122V113H121L120 115H117V116H118L117 118H116V116H115L116 120H118V121H117V122L114 121L115 123H114V122L112 123L113 125H115V124L117 125V127L114 126L115 130H116V128H117V130L115 131L114 128H112V129H111V132H112V130L115 131V132H112L111 135L107 137L108 139L106 138V141H105V137H106L107 135L104 134L103 131H105V129H103V127L105 126L106 123H104V125H103V122L101 123V120H100V121L93 122V126H92V125H90V122H89V121L92 122L93 120H94V121H95V120H99V119H101L102 116H100V118H98V119H97V117H98L99 115H103V113L107 112V111H106V108H105V109H102V110H105V112H103L102 110H99L98 108H100V106H101V108H103L104 105L102 106V104H103L105 98L102 99L103 101L101 100V98H103L102 96H105V95H106L105 97L107 98L108 95H107L105 92L109 93V89H110V87H112L111 85L115 84V83H114L115 81H113L112 83L110 82V81H111V78H112V76H113V73H112L111 71H114V68H112V66L110 65V63L107 62V61H108V60H107V58H108L107 56H108V51H109L108 48H109V47H112V46H111V43H110L111 41H109V42H107V43H103V42H99V41H98V42L101 44V46L104 44L103 47H101L100 44L98 43V45L101 47V49L103 48L102 51H100L101 49L99 50L100 47L97 46V42H91L90 44L87 43L88 41H86V35H84V36H85V37H84V38H85V42H84V43H86V45H88V46L90 45V46H89V47H90V51H88L89 48H88V46H87V49H88L87 51H88V53H86V51H84V52H85L86 57H87V55L89 54V52H92V51H93L92 53L89 54L88 57H90V55L92 54V56H91L90 58H92L94 61H93L92 59L89 60V58H86V57H85V54H84V56L82 55L83 52H82V49H80V47H81V46H80L81 44H80V45H77V46H78V48H79L78 50L81 52V55H82V57H81V55H79L80 52H79L78 50H77L78 53L75 52L74 50H72V49L75 47V46H73V44L71 45V48H72V46H73L72 49L70 48V50H69V49L66 50V48H67V44H66L65 40L67 41L68 39H69V40L72 39V41H74V40H73V33H74L75 30L73 29V26L71 25L72 23L70 22V20H66V22H69L68 24H67L66 22H65L66 24H64V21L62 22V20H60V22L64 24V27H66V29H67V26H68V28H69L71 31H69V29H67V30H66V29H63V27H62L63 25L59 22V20H56V19H60V18H58V15H57V17H56V14H55V15L53 16V18H52V20H53V19H54V20H53V21L51 20V21H50L51 23L48 22L49 24H47V22H46V23H43V22H45V20L43 19L44 15L41 14V17H42V19H43V22L41 21V18H39V20L41 21V23H40L39 21H37L38 18H36L37 16L40 17V14L38 15V14L35 12V11H38V10H36V9H38V7H35L34 4H31V1H30V0H29L30 3L27 2V0H19ZM9 2H10L11 4H10ZM17 2H19V3H18L19 5L17 4ZM21 2L23 3V6H22V3H21ZM26 2H27V5H28V4L30 5L31 9H30L29 6H28V8H27V5L25 4ZM13 3H15L14 6H13ZM32 3H33V2H32ZM24 4H25V6H24ZM11 5H12L13 9H12ZM20 5H21V7H20ZM31 5H34V6H31ZM9 7H10V9H9ZM22 7H24V8H22ZM4 8H5V9L7 8L8 11H7V10H4ZM19 8H21V9H19ZM25 8L28 9V11H27ZM32 8H33V9H32ZM34 8H35V11H34ZM16 9H17V10H16ZM18 9H19V11H18ZM22 9H25V10H22ZM21 10L23 11V14L25 13L24 17H20V16L23 15ZM30 10H31V11H30ZM32 10H33L34 12H33ZM2 11H3V12H2ZM6 11H7V13H6ZM13 11H11L10 13L12 14ZM29 11H30L31 13H30ZM18 12H19V13H18ZM26 12H27V13H26ZM32 12H33V13H32ZM29 13H30V15H29ZM13 14L10 15V16H13ZM34 14H37V15L34 16ZM14 16H13V17H14ZM26 16H29L30 18H29V17H26ZM6 17H7V18H6ZM19 17H20V18H19ZM31 17H32V19H31ZM4 18H5L6 20H5ZM34 18H36V20H35ZM44 18H45V17H44ZM55 18H56V19H55ZM8 19H9V21H8ZM84 19L87 20V22H88V23L86 22L87 25H86L85 21H83ZM89 19H90V18H83L82 21L80 20L81 22H79V20H78L79 28L81 29L82 26H84V24H85V26H84L85 28H86V26H88V25H89L88 28H91V26H92V28H93V25H94L95 29L100 28V26H101L100 24H101V23L98 24L99 22H97V24L99 25V26L97 25V26H98V28H97L96 25H95V24H96V21H95L96 19L94 20V19L92 18V19H90V21H89ZM72 20H73V19H72ZM72 20H71V21H72ZM93 20H94L95 22H94ZM7 21H8V22H7ZM18 21H17V22H18ZM33 21H37L39 24H38L37 22L34 23ZM56 21H57V22H56ZM92 21H93L95 24H93ZM19 22H18V23H19ZM53 22L56 23V26H55V24H54ZM72 22H73V21H72ZM224 22H225V21H224ZM9 23H10V24H9ZM32 23H33V24H32ZM42 23H43V24H42ZM52 23H53V24H52ZM59 23H60V27H59V28H60L61 31L63 32L62 36L64 35V37H63L64 40H63V43H62V44H63V45L65 44L66 46H65V45L63 46V45H62L63 47H61V45H60V49H61V50L59 49L60 51L58 50L59 53H57V52H58L57 50H56V52H54V51H55L54 49H58V48H56V46L53 47V49H50V48H52V46L55 45L56 42L53 41L52 43H50V44H51V45H50L49 42L46 43V42L44 41V39L42 38L41 35H43V33H44V34H45V33H50V32H48V31H49V27H48V26L51 27V25H52L53 28L56 27L55 29H51L52 34L54 33V35H55V34L57 33L56 31L59 29V28L57 27V26L59 25ZM80 23H81V25H82V23H84V24H83L82 26H80ZM225 23H226V22H225ZM225 23H224V24H225ZM14 24H15V23H14ZM34 24L36 25L37 29H36V27L34 26ZM37 24H38V25H37ZM40 24L43 25V26H42V29H41V26H40V28H39V25H40ZM69 24H70L71 27H69ZM91 24H92V25H91ZM8 25H10V27H9ZM12 25H13V26H12ZM15 25H17V24H15ZM29 25H28V26H29ZM45 25H48V26H47V27H44ZM65 25H66V26H65ZM90 25H91V26H90ZM19 26L17 25L16 27H19ZM1 27H3V28H1ZM7 27H8V28H7ZM11 27H12V29H10ZM34 27H35V28H34ZM43 27H44V29H43ZM61 27H62V28H61ZM84 27H83V29H85ZM14 28H15V29H14ZM45 28H47L48 30H45ZM57 28H58V29H57ZM71 28H72V29H71ZM88 28H87V29H88ZM101 28H102V27H101ZM8 29H10L11 32H8V31H9ZM22 29H23V30H22ZM35 29L37 30V32H32V30H33V31H36ZM39 29L42 30V31H41L42 34L39 32L41 35L38 34V36H36L37 38L33 37V36H35V35L38 33V30H39ZM93 29H94V28H93ZM105 29H106V28H105ZM26 30H27V29H26ZM40 30H39V31H40ZM54 30H55V31H54ZM63 30L67 31V33H65V31H63ZM22 31H24V32H23V33H24L23 36L21 35V34H23ZM44 31H45V32H44ZM68 31H69V33H68ZM20 32H21V33H20ZM29 32H30V33H29ZM71 32H72V33H71ZM28 33H29V34H28ZM82 33H83V32H82ZM25 34H27V35H25ZM68 34H70V36H68ZM1 35H2L3 37H2ZM5 35H6V37H5ZM29 35H30L31 38H32V37H33V38H32V39H31V38H28L27 36H29ZM45 35H46V34H45ZM45 35H43V37H44ZM47 35H48V34H47ZM71 35H72V36H71ZM80 35H82V37H81V39H82V38H83V34L80 33ZM25 36H26V37H25ZM39 36H40V37H39ZM56 36H57V35H56ZM67 36H68V37H67ZM38 37H39V40H38ZM53 37H55V36H51V39H50V40H52ZM2 38H3V39H2ZM6 38H7V39H6ZM67 38H68V39H67ZM29 39L32 41V43H31V41H29ZM34 39H35V43L37 42L36 44L34 43ZM36 39H37V40H36ZM81 39H80V40H81ZM5 40H6V41H5ZM45 40H47V38H46ZM69 40L67 41V43L72 42V41H69ZM40 41L43 42V43H41ZM2 42H3V43H2ZM28 42H29V45L27 44ZM224 42L226 43L225 40H224ZM30 43H31V47H32V48H30ZM33 43L35 44V45H34L35 48L33 47ZM44 43H46V44H44ZM74 43H75V41H74ZM95 43H96V45H95ZM26 44H27L28 46H26ZM42 44H43V45H42ZM47 44H48V45H47ZM70 44H71V43H70ZM91 44H93V45H95V46H92V47H91ZM107 44H108V45H107ZM227 44H228V43H227ZM39 45H40V46L42 45V47H40ZM74 45H75V44H74ZM84 45H85V44H84ZM106 45L108 46V48L105 47ZM109 45H110V46H109ZM1 46H0V48H1ZM23 46H24V47H23ZM37 46H38V48H37ZM49 46H51V47H49ZM68 46H69V44H68ZM79 46H80V47H79ZM82 46H83V44H82ZM45 47H46L47 49H45ZM93 47H95V48H93ZM104 47H105V49L107 48L108 51H107V50H104ZM28 48H30V49H28ZM42 48H43V50H42ZM48 48L51 50V51H49V52H50L49 54H51V52H52V53H55V55H54V54H53V55L51 54L53 57H51L49 54H48L49 56L47 55L48 51H47V53L45 52L46 50H49ZM62 48L65 49V51H64ZM68 48H69V47H68ZM82 48H83V47H82ZM92 48H93V49H92ZM96 48H97V49H96ZM36 49H37V50L39 49V50L36 51ZM84 49L86 50L85 46H84ZM84 49H83V50H84ZM95 49L98 50L99 52H98V51H95ZM110 49H112V48H110ZM32 50H33V51L35 50V51L33 52ZM53 50H54V51H53ZM30 51H31V52H30ZM61 51H63V53L66 52V54L64 53L63 56H62V54H60V53H62ZM69 51H70V52H69ZM71 51H72V52H71ZM94 51H95V52H94ZM105 51H106V52H105ZM37 52H38V53H39V52H40V53L45 52V54H44V53H43V54H38ZM67 52H68V53H67ZM73 52H74V53H73ZM96 52H97V54H96ZM33 53H34L35 55H37V56H35ZM69 53H73V54H71V56L73 55L71 58L69 57V56H70ZM101 53H102V54H101ZM106 53H107V54H106ZM31 54H33V55L31 56ZM58 54L61 55V56H60V60H58L60 66L58 65V61H56V60H55L54 63L51 62V61H52L51 58H55V59H56V57H57V59H59V57H58L59 55H58ZM75 54H76V58H75ZM100 54H101V55H100ZM39 55H40V58H39ZM43 55H44V56H43ZM56 55H58V56H56ZM67 55H68V56H67ZM94 55H95V58L93 57ZM97 55H98V56H97ZM106 55H107V56H106ZM45 56H46V57H45ZM65 56L68 58V60L70 61V63H71V61H73V62H72L73 64H74L75 60H76L77 57H78V59L76 60V62H80V60H82V61L80 62V64H82V65L79 66V65H77L78 63H76V64H74L76 68H74V67H73L74 65L70 64L69 61H68L69 64H68L67 62H65L64 64H62V62H64V61H63L64 58H66ZM31 57H32V59H31ZM33 57H34V58H33ZM37 57H38V60H37ZM49 57H50V59H49ZM63 57H64V58H63ZM80 57H81V58H80ZM83 57H85V60L82 59ZM96 57H97V58L99 57V58L97 59ZM42 58H43V60H42ZM67 58H66V59H67ZM69 58H70L71 60H70ZM73 58H74L75 60H74ZM79 58H80V59H79ZM33 59H35V60H33ZM66 59H65V61H66ZM87 59H88V61H90V62H88V63L91 65V67H88L89 65L86 64V60H87ZM50 60H51V61H50ZM61 60H62V62H61ZM91 60H92V61H91ZM95 60H96V61H95ZM106 60H107V61H106ZM35 61H38V62H37V65H35V64H36ZM53 61H54V60H53ZM39 62H40V63H39ZM84 62H85V63H84ZM55 63H56V65H53V64H55ZM66 63H67L68 65H65ZM94 63H95V65H94ZM108 63H109V64H108ZM47 64H48V65H47ZM84 64L87 65V66H84ZM92 64H93L94 66H93ZM96 64H97V65H96ZM107 64H108V65H107ZM71 65H72V66H71ZM31 66H30V67H31ZM34 66H33V67H34ZM48 66H49V67H48ZM55 66H56V67H55ZM69 66H71V67H69ZM78 66H79V67H78ZM106 66H109V67H106ZM53 67H54V68H53ZM72 67H73V68H72ZM50 68H51V69H50ZM52 68H53V69H52ZM62 68H64V70H63ZM86 68H87V69H86ZM90 68H91L92 71H94V72H91V71H90V70H91ZM109 68H110V69H109ZM45 69H43V70L45 71ZM57 69H58V70H57ZM68 69H67V70H68ZM94 69H95L96 71L98 70V72L96 73V71H95ZM48 70L50 71V73H51V70H52V72L55 71V73H51V75H50V73H49ZM61 70H62L63 72H62ZM67 70H65V73H66ZM72 70H71V71H72ZM68 71H70V70H68ZM68 71H67V72H68ZM78 71H79V70H78ZM61 72H62V73H61ZM99 72L102 73V75H105V76H104V77H101V78L98 77L99 75H101V74H98ZM107 72H108V75H110V74H109V72H110L112 76L107 77V75H106ZM69 73H71V72H68V74H69ZM91 73H92V74H91ZM60 74H61V75H60ZM89 74H90V75H94V76L96 75L97 79H96V78L94 79V78H93L94 76H93V77L90 76V78H89V76L87 77V75H89ZM58 75H59L61 78H60ZM58 77H59V78H58ZM63 77H65V76L63 75ZM106 77H107L108 79L110 78V79H109L110 81L107 80ZM86 78H88L89 80H87ZM92 78H93L94 80H96V81H98V78H99V84H98V82H97L96 84H94L96 81H93ZM102 78H103V79L105 78V79L103 80ZM64 79H65V78H64ZM64 79H63V80H64ZM90 79H92V80H90ZM101 80H102V81H101ZM55 81H56V83H55ZM88 81L90 82V84L92 83V81H93L94 83L91 84V86L89 87V86H88V85H89V82H88ZM107 81H108V83H109L110 86L106 85V84H108V83H106ZM51 82H52V83L54 82V84H52ZM117 82H118V81H116V84H117ZM102 83H104V84H102ZM119 83L121 84L122 82L119 81ZM119 83L117 84V86L120 85ZM147 83H148L147 85L151 84V85H150L151 88L153 87V89L151 90V89H149L150 86H149V87L146 86V87H148V89H149L150 91H152L150 97H153L152 95L155 96V95H156V92H158L159 89H163V88L160 86V84L158 85V84H155V83H154V85H153V82H147ZM51 84H52V85H51ZM100 84L103 85V86H101ZM116 84H115V86H116ZM50 85H51V86H50ZM72 85H71V86H72ZM83 85H84V86H83ZM93 85H94V86H93ZM98 85H100V86H98ZM105 85H106V87H105ZM152 85H153V86H152ZM86 86L89 88V90H88V88L85 89ZM96 86H97V88H96ZM120 86H121V87H122V86H123V87H127V84L124 83V85H123V83H122ZM120 86H119V87H120ZM133 86H134L135 88H134ZM133 86L131 85V87L134 88L135 91L138 90L136 94H138V93L140 92V93H139V97H140L139 99H144L143 96L140 95V94H141V90H139L140 88H138V87H140V86H139V85H133ZM157 86H158V88H159V86H160L161 88L158 89V88H156ZM162 86H163L164 88H165V86L167 87V85H165V84L162 85ZM75 87H76V88H75ZM91 87H92V88H96V89H94L95 92H98V90L100 91L101 88H102V90H101L102 92L100 91V92L98 93V94L101 93V94H100L101 96H100V95H97V93L94 94V95H96L95 97H99L98 100H100V102H102L101 105H99V101H98L95 97L93 98L92 94H93L94 91L92 92V90H90ZM98 87H99V88H98ZM52 88L55 89V90H54L55 93L52 92ZM106 88H107V90H106ZM45 89H46V88H45ZM103 89H104V90H103ZM134 89H132V92H133V93H135V91H133ZM154 89H156V90L158 89V91H156V90H154ZM58 90H57V91H58ZM75 90H77V91H75ZM81 90H82V91H81ZM85 90H86V91H85ZM96 90H97V91H96ZM153 90L155 91V94H154V91H153ZM74 91H75V92H74ZM89 91H90L92 94H88V93H90ZM103 91H104V93H105L104 95H103ZM125 91H126V89H125ZM160 91L163 92V90H160ZM160 91H159V93H160ZM76 92H77V94H76ZM79 92H80V93H79ZM83 92H85V93L88 92V93H86V95H85L86 98H85V96H84V98H83L84 100L87 99V97H89V95H90V97H92V99H91V98H88V99H90V102H91V101L94 102L95 99H96L95 102L98 101V104H97V105L95 104V105H96V106H95L94 104L90 103L89 101L87 102V101L85 100V101L88 103V105H89V103H90L91 105H94V107H97V106L99 105L98 108H97V110H96V108H94V107L91 106V105L88 106V105L86 104V102L82 100L81 97H83V95H84ZM95 92H94V93H95ZM82 93H83V95H82ZM133 93L131 94L132 96H130L131 98H135V94H133ZM63 94H64V95H63ZM78 94H81V95H80L81 97H80V96H77ZM71 95H72V96L74 95L73 99H71V98H72ZM133 95H134V96H133ZM75 96L77 97L76 100H77L78 102L74 100ZM137 96H138V95H137ZM64 97H65V98H64ZM68 97L71 99V100L69 99L70 102L72 101V103H69V100H68L69 105H67V98H68ZM78 97H80L81 100H78V99H79ZM154 98H155V97H154ZM154 98H151L150 100L153 99V101H154L155 99H157V98H155V99H154ZM88 99H87V100H88ZM93 99H94V100H93ZM135 99H136V98H135ZM139 99H138V97H137L136 100H138V102H139ZM27 101H28L29 104L27 103ZM73 101H75V102H76V105H77V108H75V109H74V106H76V105H75V103H74V105H73ZM80 101H82V102H80ZM26 103H27V104H26ZM80 103H81V104H80ZM83 103H84V107L82 106ZM152 103H154V102H152ZM32 104H33L34 106H33ZM45 104H43V105L41 106V107H43V110H44V105H45ZM47 104H48V103H47ZM59 104H60V105H59ZM70 104H71V105H70ZM85 104H86V106H85ZM72 105H73V107H72ZM79 105H80L81 108H84V109H80V107H78ZM22 106H21V107H22ZM45 106H46V105H45ZM90 106H91V107H90ZM54 107L57 108V109L55 110ZM89 107L92 108V109H94L95 112L98 111V110H99V111L97 112V113H98V114H97V117H95L96 115H94V114H96V113H94V112L92 111V114H91L92 116L90 117V120L88 121L89 116H90L89 113H91V110H89V109H90ZM104 107H105V106H104ZM78 108H79V109H78ZM85 108H86V109H85ZM88 108H89V109H88ZM101 108H100V109H101ZM153 108H154V109H153ZM22 109H23V110H22ZM68 109H69V110H68ZM72 109H74V111H73ZM34 110H35V111H34ZM54 110L57 111V112L59 113L58 115H57V112L55 113V114H56L57 116H59V117H57L56 115H54V113H53V115H54L55 117L52 116V112H53ZM77 110H78V111H77ZM79 110H80V111H79ZM81 110H82V112H81ZM137 110H138V111H137ZM154 110H155L156 112H154ZM38 111H39V112H38ZM40 111H41L42 113H41ZM47 111H48V113H47ZM69 111H70V112H69ZM84 111H85V113L83 114V116H84V117H83V116H81L82 114L80 115L79 113H83ZM86 111H88V112L90 111V112H89L88 114H86V113H87ZM100 111H101V112H100ZM73 112H74V113H75V112H78L79 115H78L77 113L74 114ZM130 112H131V114H130L131 116L128 115ZM34 113H35V114H34ZM36 113H37V114H36ZM40 113H41L42 115H41ZM43 113H44L45 115H44ZM46 113L49 114V115H50V113H51V115H50L51 117H49V115L46 116ZM63 113H62V115H63ZM72 113H73V114H72ZM100 113H102V114H100ZM132 113H135V114H132ZM149 113H150L151 115H149ZM155 113H158L160 117L157 116V114H155ZM39 114H40V115H39ZM136 114H137L138 116H137ZM139 114H143V115H142L143 117H142L141 115H139ZM146 114H147V116H148V117L146 116V118H147V120L149 121V123L146 122V121H147L146 118H145V115H146ZM71 115H72V116H71ZM73 115H74V116H73ZM75 115H76V116H75ZM93 115H94V117H95L96 119H95V118H92ZM104 115H105V116H104ZM104 115H103V117H105V118L102 117L103 119L108 118V114H107V113H105ZM106 115H107V116H106ZM133 115H134V116H133ZM135 115L137 116L138 119L140 118L142 121L140 122L138 119H136V116H135ZM165 115H166V116H165ZM23 116H25V114H24ZM39 116H40V117H39ZM41 116H43V117H41ZM79 116H80V117H79ZM87 116H88V118H86ZM140 116H141L144 120H143ZM155 116H156V120H155ZM45 117H46V118H45ZM78 117H79V118H78ZM122 117H123V118H122ZM124 117H125V118H124ZM132 117H133V118H132ZM163 117H164V118H163ZM37 118H38V119L40 118V119L37 121ZM43 118H44V120H42ZM47 118H48V119H47ZM50 118H52L53 120L50 119ZM59 118H60L61 120H60ZM69 118H70V119H69ZM75 118H76V119H79V120L77 121ZM80 118H81V120H80ZM119 118H121V119H119ZM126 118H127V120H126ZM128 118H130V119L128 120ZM131 118H132L133 120H131ZM134 118H135L136 121L134 120ZM150 118H151V119H150ZM45 119H47V120H45ZM58 119H59V121H58ZM66 119H67V120L69 119V120L67 121ZM72 119H74V121L76 120V121H75V124H74V122H73ZM82 119H83V121H82ZM86 119H87V120H86ZM92 119H93V120H92ZM109 119H110V118H109ZM149 119L152 121V124H153L154 127H156V125H159V128H157V129L155 128V129H154V130H158V131H156V132L158 133L157 135H155L156 133H154V134H152V132L149 133L150 136L152 135V136H151L152 138L150 137L151 139H149V140H151V141H150V142H151V143H150V144H151V145H150L151 149H154V152H153V150H152L153 153L150 152L151 149L148 147V145H149V143H148V142H149V140H148L149 137H148V136H149V135H148V136L145 135L146 133L142 134L144 126H145L144 130L147 131V133L150 132V131H154V130L151 128V125H150V124H151V121H150ZM159 119H160V120H159ZM35 120H36V121H35ZM40 120H42L46 125H44V123L42 124ZM54 120H55V121L57 120V121L55 122ZM70 120H72V122H71ZM85 120H86V121H85ZM119 120H120V125H119ZM122 120H123V121H127V122L129 121V122H128L129 125L127 124V122H126V124H125L124 122H121ZM47 121H48V122H47ZM65 121H66V122H65ZM79 121H81V122H79ZM84 121H85V125L88 126V127H86V128L89 129V130L87 129V131H86L87 133H86L85 130H84V129H85ZM87 121H88L89 124H86ZM134 121H135V124L137 123V125L134 124ZM155 121H157V122H155ZM158 121H160L159 124H158ZM46 122H47V123H46ZM51 122H52V123L55 122L56 124H58L59 122H61V123L63 124V125H61V126H62V127L64 126L63 128L66 129L68 132H67V131H64L63 128H60L61 126H55V125L52 124ZM57 122H58V123H57ZM67 122H69V123H67ZM76 122H78V124H77ZM98 122H100V123H98ZM139 122L141 123V124H140L141 126L138 124ZM144 122H145V123H144ZM48 123H49V124L51 123V124L48 125ZM61 123H60V124H61ZM70 123H71V124H70ZM123 123H124V124H123ZM130 123H132V124L130 125ZM142 123H143V124H142ZM146 123H147V125H149V127H147ZM154 123H156V124H154ZM36 124H37V125H36ZM38 124H39V125L41 124L42 127H41V126L39 127ZM60 124H59V125H60ZM65 124H67V125H65ZM69 124H70V125H69ZM80 124H82V126H80ZM100 124H101V125H100ZM144 124H145V125H144ZM163 124H164V123H163ZM35 125H36L37 127H36ZM47 125H48V127H47ZM71 125H72V126L75 125L74 127L76 128V130H77V128H78L77 131H79L80 128L84 127V128H82L84 134H83L81 131H80V133H81L82 135H84V136H85V134H89L90 137H91L92 139H93V138H96V139L100 140V139L98 138L99 135H100V138L103 137V140H102V141H103V142H104V141L106 142L105 144H106V146H108V148L105 146L104 143H101V141H98V140H97L96 142H94L96 139H94V140H90V139H88V138H90V137H88L89 135L86 136V137H84V136L82 137V135H79V132L76 133V130H75L74 128H72V127H71V129H74L75 131H72L71 129H70V130L67 129V127L70 128ZM78 125H79L80 128L78 127ZM89 125H90V126H89ZM94 125H95V127H94ZM113 125H112V127H113ZM127 125H128L129 128L127 127ZM133 125H134V128H133ZM138 125H139V126H138ZM52 126H53V129H52ZM76 126H77V127H76ZM96 126H100L99 128H100L101 130H99V128L96 127ZM120 126L123 127V128H121V130H122L124 133H123V132L121 133L120 131H118V130H120ZM130 126H132V127H130ZM136 126H137L138 128L140 127V132H141V133L139 132V129H137ZM153 126H152V127H153ZM92 127H93V128H92ZM106 127H107V125L105 126V128H106ZM124 127H125V128H124ZM126 127H127V128H126ZM141 127H142V130H141ZM154 127H153V128H154ZM157 127H158V126H157ZM38 128H41V129H38ZM42 128H43V129H42ZM44 128H45V129H44ZM46 128H47L48 130H47ZM55 128H58V129L56 130ZM90 128H91V129H90ZM95 128H96V129H95ZM150 128H151V129H150ZM165 128H166V130H167V129H168V126H167V127L165 126ZM54 129H55V130H54ZM60 129L63 130L64 132L61 131ZM93 129H95V130L98 132L99 135H98L97 132L94 131ZM102 129H103V131H102ZM106 129H107V128H106ZM109 129H110V128H109ZM130 129H133V130H131V132H129ZM135 129H137V130H135ZM147 129H149V130H147ZM40 130H41V131H40ZM49 130H50V131H49ZM58 130H59V132H60V131L63 132V133L60 132V133H61L60 135L62 136V138H60L61 136H58V135H57ZM90 130H92L91 133H89ZM107 130H108V129H107ZM126 130H127V131H126ZM51 131H52L53 133H50ZM100 131H101V132H100ZM108 131H109V132H108V134H109V133H110V130H108ZM136 131H137V132H136ZM167 131H168V130H167ZM35 132H36V131H35ZM40 132H41V133H40ZM54 132H56V133H54ZM59 132H58V134H59ZM92 132H93V133L96 132V133L92 135ZM99 132H100L101 134H100ZM117 132H120V134H122V135L125 134V135H123V138H122V135L118 134ZM127 132H128V133H127ZM49 133H50V134H49ZM65 133H67L68 136H69V135H70V136H69V137L66 136ZM70 133H71V134H70ZM72 133H73L74 136H75V137H74V138H75L74 140H73V137L71 136ZM113 133H114V137L117 139V141H116V139L113 137V135H112ZM162 133H164V132H162ZM167 133H168V132H167ZM43 134H44V135H43ZM51 134H52V136H51ZM62 134L65 135L66 137L63 136ZM96 134H97V135H96ZM132 134L135 135V136H131ZM137 134H138V136H137ZM140 134H141V135H140ZM176 134H177V131H176ZM53 135H54V136H53ZM55 135H56V137L59 138V140H58V138H55V141H54V137H55ZM94 135H96L97 137L94 136ZM101 135H102V136H101ZM103 135H104V136H103ZM105 135H106V136H105ZM115 135H117V137H116ZM118 135H119V136H118ZM127 135H128V136H127ZM159 135H160V136H159ZM164 135H165V136H164ZM164 135H163V136H164L163 139L166 138V143H167L166 145L168 146L169 143L167 142V140H168V138L166 137L167 135H166L165 133H164ZM168 135H169V134H168ZM77 136H78L79 138H82V139L84 138V139H83L84 142H82V144L84 143V145H86V144L88 143L87 146H86V148L84 147V145H81L80 142L82 141V139H79ZM92 136H93V137H92ZM120 136H121V137H120ZM125 136H126V137H125ZM140 136H142V137H140ZM145 136H146V137H145ZM158 136H159V138H158ZM48 137H49V138H48ZM51 137H52V139H50ZM87 137H88V138H87ZM111 137H113V138L111 139ZM124 137H125V139H124ZM127 137H128V138H129V137H131V138L134 137V138H132L133 141H134L137 137H138L139 139H137V143L135 142L136 140L134 141V143H135V145H134V144H133V141H132V140L130 141L131 138L128 140ZM154 137H155V139L157 138L156 141L158 140V142H156V144H158V145L160 144L159 146H158V145H154V144L152 143V141L154 140V139H153ZM69 138H70V139L72 138V139H71V142L74 143L73 145H72V143L69 141V140H70ZM76 138H77V139H76ZM119 138H120V140H119ZM126 138H127V139H126ZM143 138H145V139L147 138V139L145 140V141H147V143H146L145 145H143L144 147L140 144L142 141H144ZM42 139H43V140H42ZM46 139H47V140H46ZM48 139H50L51 141H49ZM56 139H57V140H56ZM61 139H62V140H61ZM65 139H66V143H65L66 145H65L64 142H63V141H65ZM86 139H87V140H86ZM123 139H124V141H123ZM141 139H143V140H141ZM163 139H162L163 142H161V143H164L165 139H164V140H163ZM60 140H61V141H60ZM76 140H78V142H79L80 144H78V142H77ZM88 140H89V141H88ZM107 140H109L110 142L107 141ZM111 140H112V141H111ZM114 140L117 142V146H118V147L115 145L116 143L114 142ZM121 140H122V141H121ZM125 140H126V141L128 140L129 142H125ZM139 140H140V141H139ZM4 141H5V140H4ZM36 141H37V142H36ZM40 141H41V142H40ZM43 141H44V142H43ZM47 141H48L49 143H48ZM58 141H59L60 146H61V147L63 146L62 149H60V147H59L58 149L56 148L55 145H58V146H59ZM68 141H69V142H68ZM85 141H86V142H85ZM118 141H119V143H118ZM138 141H139V143H138ZM145 141L142 142V144H144ZM35 142H36V143H35ZM45 142H46V143H45ZM52 142H54V143H52ZM55 142H57V144H55ZM62 142H63V144H62ZM90 142H93V143H92L93 145H92ZM98 142L100 143V145L102 144L101 147H99V143H98ZM108 142H109L110 144H111V142H114L115 144L113 143V144H112V147H110V144H109ZM121 142H122V143H121ZM131 142H132V143H131ZM38 143H39V144H38ZM50 143H52V146H54L53 148L50 147V146H51ZM68 143H69V144H68ZM127 143L130 145V147L127 145ZM130 143H131V144H130ZM154 143H155V142H154ZM0 144H1V143H0ZM35 144H36V145H35ZM44 144H45V145H44ZM75 144H76V145H80V146H81V149H80V146H75ZM89 144H90V145H89ZM94 144H95V145L98 144V145H96V147H98V149H97V148H95L94 150L92 149V147L94 146ZM103 144H104V145H103ZM107 144H109V145H107ZM118 144H119V145L121 144V145L124 146L125 148L122 147V146L119 147ZM132 144H133V145H132ZM147 144H148V145H147ZM152 144H153V145H152ZM38 145H39V146H38ZM48 145H49V147H48ZM68 145H70V146H68ZM71 145L74 146V147H72ZM137 145H138V146H137ZM139 145L141 146V148H140ZM166 145H165V146H166ZM0 146H1V145H0ZM66 146H67V147H66ZM88 146L91 147V150H93V152L96 150V151H95V154H92V151L89 149ZM102 146H104V147H102ZM114 146L117 147L119 150L116 148V150H118V151H115V150H114V152H112L113 154H111V150L113 149ZM126 146L128 147V150L131 152V154H129V151L126 152V150H127V149H126V148H127ZM132 146H134L135 148H133ZM136 146H137V147H136ZM152 146H154V147H152ZM156 146H157V147H156ZM167 146H166V147H167ZM176 146H177V145L174 146V144L172 143V144L169 145L167 148L165 147L164 150L161 149L162 151H160V152L163 153V151H165V150L167 151V149H168V153H167L166 151L164 152V153H166V154L168 155V156H166V157L169 158V157L171 156L170 158L172 159V161H173V160H175V161H177V160L180 161L178 158L182 159V155H180L179 157H178L177 155H176L177 157H175V155H173V154H178L177 152H179V151H177V150L181 149V147H179V149H177L178 146H177V148H175ZM4 147H5V146H3L2 148L0 147V150H1L0 158L3 159V160H5V162H7V160H8V163L6 164L4 161H1V159H0L1 163H2V162L4 163V164H3L4 166L2 165L3 168L0 169V175H1L3 172L5 173V168H6V167L8 166V164H9V159H8L9 157H8V154H7V156H3V155H2V153H3L4 151L7 153V151L4 150V149H6V148H4ZM42 147H44V148H46V149L49 148V150L47 151L46 149H44V148H42ZM65 147H66V148H65ZM76 147H79V149H78V150H75ZM82 147L84 148V150L86 149V151H85V155H82V156L80 157V155H78V154H80V153H81V154H84V153H83L84 150H82ZM87 147H88V148H87ZM94 147H95V146H94ZM94 147H93V148H94ZM131 147H132V149H131ZM147 147H148L149 150L146 149ZM32 148H33V147H32ZM36 148H37V150H36ZM39 148H40V149H39ZM54 148H55V149H54ZM63 148H65V149H63ZM99 148H100V149H99ZM101 148H104V150H105V148H106V151L103 152V151H102L103 149L101 150ZM109 148H110V149H109ZM122 148H124L125 151H123ZM137 148H138V149H137ZM143 148H144V149H143ZM2 149L4 150L3 152H2ZM42 149H43V150H42ZM51 149H52V150H51ZM66 149H67V150H66ZM72 149H73V150H72ZM108 149L110 150V152H109ZM114 149H115V148H114ZM136 149H137V150H136ZM139 149H141V150L139 151ZM145 149H146V150H145ZM176 149H177V150H176ZM40 150H41V151H40ZM54 150H57V152H59V156H56L55 159H56L57 161H60V163H61V161H63V160H65V164H66L67 161H69V163H70V160L72 161L71 158H74V156H76V157L73 159V160L75 161V164L72 163L73 161L71 162V163L73 164V166H72L71 168H73V169L75 168V166H76V164H77L76 162L79 161V160H78V161H76V160L79 159V158H83V161H84L83 164H82V160H80L81 163H80V161H79L80 164H77L76 167H78V168H75V172H76V170L78 171L79 168H80L79 173H80L81 170H85V171L82 172V173H84V174L88 173V178L86 177L87 174H86V176H85L84 174H80V175H79L78 173H74V171H70L71 168L69 169V167H70L71 163H70L69 167H67L68 164H69L68 162H67L68 164L66 165V167H64V165H62V164L64 163V161H63L62 164H60L61 167L63 166V167H62V169H63L62 171H61V169H59L60 171L57 170L58 167H59V163H58L55 159H54L55 161H53V159H52L53 157H55V155H57V154H56L57 152H55ZM63 150H65V151H63ZM70 150H72V151H70ZM74 150H75L76 153H74ZM79 150H82V151H81V152H77V151H79ZM89 150H90V152H89ZM107 150H108L109 153H107ZM121 150H122L123 152H126L127 154H125V153L123 154V153H122L123 156H122V155H119L118 153L121 152ZM132 150H134V151H132ZM135 150H136V154H135V153L133 154V152H135ZM147 150H148L149 152H147ZM181 150H182V149H181ZM38 151H39L40 153H41V152L43 153V154L41 153L42 156H40V153H39ZM49 151H50V152H49ZM53 151H54L55 153H54ZM67 151H68V153H67ZM99 151H100V152H99ZM101 151H102L104 154H103ZM45 152H47V154H46ZM60 152H61V153H60ZM62 152H64L65 154L62 153ZM69 152H70L71 154L74 153V155L72 154L73 156H72V155L70 156V153H69ZM115 152H116V153H115ZM140 152H141V153H140ZM143 152H144V153L147 152V155L144 154V155H146V156H144V155H143ZM174 152H176V153H174ZM35 153H37V154H35ZM48 153H50L51 155H48ZM77 153H78V154H77ZM96 153H97V154H96ZM99 153H100V154H99ZM101 153H102V154H101ZM105 153L108 154V155L106 154L107 156H109L110 154H111V155H110L109 157H107V156H105ZM155 153H157V154H155ZM172 153H173V154H172ZM3 154H5V153H3ZM45 154H46L48 157H47V156L44 157ZM53 154H55V155H53ZM62 154H63V155H62ZM75 154H77L79 157H78L77 155H75ZM87 154L89 155V157H88ZM90 154H92V155H90ZM98 154L100 155V158H99V155H98ZM116 154H117V156H116ZM166 154H165V155H166ZM179 154H182V153L179 152ZM5 155H6V154H5ZM43 155H44V156H43ZM61 155H62V156H61ZM93 155H95V157H94ZM97 155H98V156H97ZM101 155H104V156H105L106 158H108V159H109V158L111 159V156L113 155L112 158H113L114 160H115L114 157H117V158H118V157L120 156V157H119L120 159H119V158H118V159L116 158V161H114V160L111 159V160H110L111 162L114 161V162H112V164H111V162L109 163L108 159H107V161H106V159H105L104 156H103L104 158L101 159ZM114 155H115V156H114ZM129 155H131V156H129ZM132 155H134V158L137 157V156H138L137 158L140 157V158H139L140 160L136 158L137 160H139V161H138L139 164H138V162H136V164H134L135 161H137V160H132V159H133V156H132ZM136 155H137V156H136ZM139 155H142L143 157H142V156H139ZM154 155H155V157H152V156H154ZM157 155H158V156H157ZM172 155H173V158H174V159L172 158ZM38 156H39L40 158H39ZM52 156H53V157H52ZM65 156H67V157H65ZM83 156H84V157H83ZM96 156H97L100 160H104V161H106L105 164H107V166L103 165V164H104V161H103V164H101V163L98 164L99 161L96 162L97 159H98ZM121 156H122V158H121ZM127 156H128V157H127ZM150 156H151V157H150ZM7 157H8V158H7ZM37 157H38V159H37ZM41 157H42V158H41ZM49 157H50V159H49ZM60 157L63 158V159H61ZM69 157H71V158H69ZM77 157H78V158H77ZM91 157H93V158H91ZM123 157H127V158H123ZM147 157H148V158H147ZM162 157H164V156H162ZM58 158H59L60 160H58ZM66 158H68V159H66ZM85 158H88L87 161L85 160ZM89 158H90V159H89ZM95 158H97V159L95 160ZM128 158H129V159L131 158V159L128 160ZM151 158H152V159H151ZM164 158H165V157H164ZM164 158L161 159V157H160V159H161V160L159 159L160 162L163 161L162 163H165L166 161L163 160ZM176 158H177V160H176ZM42 159H43V160H42ZM46 159H47V162H48V161L50 162V163L48 162V164H50L49 166L47 165L48 168H45V165L47 164ZM51 159H52L53 163H54V162L58 163V167L55 166V165H57L56 163L53 164V165L55 166V169L57 168V169H56L57 171H59V172H61V173H62V172L66 173L65 171H67V174H70L71 176H72V174H74V176H72V177H74V178H72V177L69 175V176L73 179V182H75L74 179L77 180V179L79 178V176L81 177V176L83 175V177H84L83 180H84V182L87 183V182H89L91 179H93V177L91 176L93 173H95V176H96L95 180H96V179L99 180V178L102 176L101 174H103V173L106 174V172H105L106 170H104V169H105L104 167H108V169L106 168L107 170H109V169H110V170H113L114 167H115V169H114L115 171H111V172H113V176L110 175V173H111L110 171H107V173L110 172L109 174H106V175L104 174V175H105V177H107L106 180H108V183L112 180L110 183H112L113 185H115V186L117 187L116 190L119 192V194H118V192H115L116 190H114V189H113V192H109V190L107 189L109 193H107V190H105L104 192H106V193H103V194H102L103 190L107 188V187L105 188V186L108 185L109 187H111V186H110L111 184H107L106 181H105L104 184H107V185H104V184H103L102 187L104 186V188H103V190H102V188L98 189V188L96 187L95 184H92V182L95 181V180H91V181H90L91 186H90L88 183L86 184V183H84V182H83L82 184H84L85 186L82 185L81 183L78 182L79 179L76 181L78 184L75 183V185H73V184H71L72 182H71V183L69 182V181H72V179L69 180L70 178H69V176H68L67 174L64 175V173H63V176H65V178H67L66 176H68V179H65V178H63V177L60 178L62 174L59 173V172H58L59 174L55 177V178H56V179H55L53 176L56 175L57 171H56L55 169L52 170L53 167L51 166V163H52V162H51ZM99 159H98V160H99ZM122 159H123V160H122ZM124 159H125V162H124ZM126 159H127L128 162H126ZM142 159L144 160V162H141V163L144 164V163L146 162V163H148V165H147V164H145V165L140 164V161H142ZM149 159H151L150 162H148ZM165 159L168 160V162H166L165 164H161L160 162H159V163L157 162V165H159V164H160L159 166L163 165V166H161V167L163 168V167L167 164L165 167H166V169H168V171L171 170V169H175V170L177 169V168H174V167H177V166H178V164H176L175 161H174V162H175V163H174V162H170L171 159H170V161H169V159H167V158H165ZM66 160H67V161H66ZM88 160H89V161H88ZM91 160L95 162V163L93 164L94 166H95V164H97V165H96V168H95V167L93 168V165H92V166L90 165V164L93 163ZM121 160H122V161H121ZM131 160H132L133 163L131 162ZM145 160H146V161H145ZM157 160H158V158H157ZM157 160H154V162H156ZM159 160H158V161H159ZM41 161H42V162H41ZM43 162H45V163H43ZM91 162H92V163H91ZM100 162H101V161H100ZM107 162H108V163H107ZM118 162H119V163H118ZM34 163H33V164H34ZM84 163H85V164H84ZM86 163H87V164L89 163V164L87 165ZM124 163H125V164H124ZM127 163H128V165L126 166ZM129 163H130V164H129ZM150 163H152V164H150ZM177 163H178V162H177ZM181 163H182V162H181ZM5 164H6V166H5ZM40 164H41V165H40ZM110 164H111V165H110ZM118 164H119V165H118ZM123 164H124L125 167L123 166ZM0 165H1V164H0ZM43 165H44V166H43ZM81 165L84 166V168H82ZM89 165H90L92 168H91ZM109 165H110V167H109ZM113 165H114V166H113ZM153 165H154V166H153ZM174 165H175V166H174ZM79 166H81V167H79ZM86 166H87V167L89 166V168H91L92 170L90 169V171L88 172L89 168H87ZM116 166H118V167L116 168ZM129 166H130V167H129ZM147 166H148V167H147ZM149 166H150V167L152 166V167L150 168ZM39 167L42 168V169H40ZM43 167H44V168H43ZM49 167L52 168V169H50ZM98 167H99V168H98ZM145 167H146V168H145ZM161 167L159 168L158 166H156V168H155V169H157V172H155L156 175L159 174V172L161 173V174H160V177H161L162 179H161L160 177H159L160 179L158 178V179L160 180V181H159L160 184H162L163 181H166V179L169 180V179H168L169 176H168V178L165 179V177H164V179H163L162 176H163V173L165 174V172L161 171V169H162ZM64 168H66V169H64ZM102 168H104V169H103L104 172L102 171ZM143 168H142V171L145 173V171L143 170ZM2 169H3L4 171H1ZM43 169H44V170H45V169L47 170V171L45 170V171L47 172V174H48V172L50 173V171H51V174H52L53 176H52L51 174H49V176L46 178L47 174L45 173V171H44V172L42 171ZM73 169H72V170H73ZM87 169H88V170H87ZM116 169H117V170H116ZM38 170H39L40 172H43V173L40 174V172H39ZM48 170H50V171H48ZM64 170H65V171H64ZM68 170H69V171H68ZM86 170H87V171H86ZM135 170H137V168H135L134 170H132V172H130V171H128V172H130L129 174H132ZM163 170H164V168H163ZM54 171H56V173H55ZM101 171H102V172H101ZM126 171H127V170H126ZM142 171H141V172H142ZM147 171H148V170H147ZM147 171H146V172H147ZM164 171H165V170H164ZM171 171H172V170H171ZM68 172H70V173H68ZM72 172H73V173H72ZM91 172H92V173H91ZM166 172H167V171H166ZM38 173H39V174H38ZM54 173H55V174H54ZM71 173H72V174H71ZM96 173H97V174H96ZM99 173H101V174H99ZM149 173L153 174L152 172L148 171L147 181L145 182L146 184H147V182H151L152 180H153V182H156V180H158V179L155 178V175H154V176L152 175V176H153V177H152L153 179H151V181H150L149 176L151 177V174H149ZM155 173H154V174H155ZM60 174H61V175H60ZM111 174H112V173H111ZM126 174H127V172H126ZM129 174H128V175H129ZM146 174H147V173H146ZM146 174H145V175H146ZM38 175H39V178H40V179H41V176H43L41 180H44V179H45V180H44V181H39L40 179L38 178ZM44 175H46V176L44 177ZM76 175H77V176H76ZM98 175H100V177H99ZM104 175H103V176H104ZM2 176H3V175H1L0 177H2ZM35 176H37V177H35ZM50 176L53 177V180H50V178H51ZM59 176H60V177H59ZM95 176H94V177H95ZM110 176H112V178H111ZM129 176H130V175H129ZM146 176H147V175H146ZM158 176H159V175H158ZM165 176H166V174H165ZM75 177H76V178H75ZM90 177H91V179L89 180ZM98 177H99V178H98ZM109 177H110V178H109ZM35 178H37V179H35ZM143 178H146V177L144 176ZM51 179H52V178H51ZM54 179H55V180H54ZM87 179H88V181H87ZM100 179H101V178H100ZM113 179L115 180V183H114V180H113ZM148 179H149V180H148ZM0 180H1V179H0ZM36 180H38V181L36 182ZM48 180L50 181V183H49ZM57 180H58V181H57ZM59 180H60V181L69 180V181H66V182H68V184H70V187H69L67 184L65 185V182H64V183H63V182L60 183ZM81 180H82V179H81ZM81 180H80V181H81ZM83 180H82V181H83ZM85 180H86V181H85ZM101 180H102V179H101ZM101 180H99L98 182H100ZM109 180H110V181H109ZM142 180L145 181L146 179H142ZM56 181H57L59 184L56 183ZM102 181L104 182V177H103V180H102ZM119 181H120V180H119ZM143 181H142V183H143ZM161 181H162V182H161ZM35 182H36V183H35ZM47 182H48V184H47ZM153 182H152V183H153ZM157 182H158V181H157ZM157 182H156V183H157ZM159 182H158V184H159ZM34 183H35V184H34ZM45 183H46V184H45ZM55 183L58 184V186H59L60 184H61L62 186L64 185L62 188L65 189V190H67V191H70V190L73 191V188L76 186V187H77L76 189H78V188H79V189H82L81 191H83V192H84V190H85V192H84V195H85V196L89 195V196H93V197H94V195H95V196H96V200H97V201L95 202V200L93 199L94 202H95V205H96V207H97V208H96V207H95V208H96L97 210L101 209V210H99V211L101 212L100 215H101L102 217H101V216H99V217L96 216V212H97V210L95 209L96 211L94 210V214H93V215H91V214H89V213H85L83 216H78L79 219H77V220H79L80 222H79V221L77 222V220L75 221V218L77 217V215H76V213L74 212V210L71 209L72 207H71V203H70V202L73 201L72 199H74V201H75V199L78 198L76 195L80 194V192H79L80 190H78L79 193H78V192H74V193H76L75 196L73 195V192H72V191H71L72 193H71V192H70V193L67 192V194H69V196H68L66 193H63L65 190H63V189H62V190H59V189H61V188H60L61 186H59V188H57V185H56ZM93 183H95V182H93ZM80 184H81V185H80ZM99 184H102V182L99 183ZM41 185H42V186H41ZM48 185H49V186H48ZM50 185H51V186H50ZM79 185H80V186H79ZM87 185H89L90 187H86ZM92 185H95V186L92 187ZM55 186H56V187H55ZM67 186H68V189H67ZM73 186H74V187H73ZM121 186H122V185H121ZM32 187L35 188V189H32ZM38 187H39V188H38ZM64 187H65V188H64ZM91 187H92V188H91ZM99 187H101V186L99 185ZM109 187H108V188H109ZM113 187H114V186H113ZM122 187H123V186H122ZM128 187H130V186H128ZM37 188H38V189H37ZM53 188H54V189H53ZM56 188H57V190H56L57 193H58V190L60 191L59 194H57V193L54 191ZM95 188H97L96 191H95ZM126 188H127V187H126ZM135 188H136V187H135ZM135 188L132 189V186H131V189L133 190V193H132V190H128L129 188H127L126 190H128V191L125 192V193L122 195V196H123V199H124L126 196H127V197H126L127 199L130 198V202H128V200H126V198H125L126 203H127V202L129 203V204L127 203V205H129V206H125V208H128L127 215H128L130 218H139V219H142V220L145 221V220H146L145 218H147V215L149 214L148 211H147V210H141V211H140L141 214H139V213H140V212H139V209L137 210V208L139 207V203H133V202H138V201L141 200V199H142L141 201H143V200H145L146 197H144V199H143V197L140 198L139 196H137L138 194H136L137 198H135L136 196L133 195L134 193H136V191H134ZM76 189L74 188V191H75ZM109 189H110V188H109ZM121 189H122V188H121ZM136 189H137V188H136ZM90 190H91V191H90ZM93 190H94V191H93ZM97 190H99V191H97ZM101 190H102V191H101ZM126 190H125V191H126ZM42 191L45 192L46 194H44ZM61 191H63V192H61ZM76 191H77V190H76ZM88 191H90V192H88ZM100 191H101V194H100ZM111 191H112V187H111ZM129 191H131L132 194H131V193L129 194ZM36 192H37V193H36ZM65 192H66V191H65ZM83 192H81V193L83 194ZM91 192H92V193H91ZM32 193H33V192H32ZM86 193H88V194H86ZM94 193H95V194H94ZM113 193H116V194H113ZM127 193H128V194H127ZM43 194H44V195H43ZM55 194H57V195H55ZM70 194H72L73 196H71ZM90 194H91V195H90ZM98 194H99V195H98ZM108 194H110V195H108ZM112 194H113V195H112ZM125 194H126V195H125ZM62 195H63V196H62ZM114 195H115V196H114ZM124 195H125V196H124ZM130 195H133V196H130ZM64 196H65V197H64ZM67 196H68V197H67ZM97 196H98V197H97ZM120 196H121V195H120ZM141 196H142V195H141ZM144 196H145V195H144ZM38 197H37V198H38ZM44 197H43V199H44ZM61 197H62V199H61ZM69 197H70V198L72 197V199H70ZM73 197H74V198H73ZM75 197H76V198H75ZM93 197H91V198H93ZM138 197H139V198H138ZM33 198H35V199H33ZM51 198H49V199H51ZM67 198H68V199H67ZM132 198H135L136 200H134V201L131 202V200H133ZM115 199H114V200H115ZM41 200H42V201H41ZM76 200H80V198H78V199H76ZM90 200H91V199H90ZM90 200H89V201H90ZM93 200H92L91 202H93ZM40 201H41V202H40ZM125 201H124V202H125ZM51 202H52V201H51ZM37 203H39V204L37 205ZM48 203H45V204L49 205ZM132 203H133V204H132ZM60 204H61V205H60ZM135 204H136V205H135ZM137 204H138V205H137ZM47 205H46V207H47ZM131 205H132V206H131ZM134 205H135V206H134ZM58 206H59V207H58ZM60 206H61L62 208H61ZM136 206H137V208H136ZM63 207H64L65 209H64ZM130 207H131V208H130ZM133 207H134V209L136 208L134 211L132 210ZM56 208H57V210H56ZM59 208H60V211H59ZM40 209H42V210H40ZM61 209H63L65 213L62 212ZM38 210H39V211H38ZM44 210H46V208H45ZM69 210H70V213H69ZM71 210H72V212H71ZM143 211H144V212H143ZM146 211H147V212H146ZM59 212H60V213H59ZM100 212H97V215H99ZM133 212H134V213H133ZM137 212H139V213L136 214ZM145 212H146L147 215H145ZM149 212H150V211H149ZM55 213H56V214H59V215H56ZM62 213H64L65 215H64V214L62 215ZM71 213H72V214L74 213V214L72 215ZM102 213H103L104 215H102ZM128 213H129V214H128ZM132 213H133V214H132ZM142 213H143V214H142ZM153 213H154V212H153ZM155 213H156V212H155ZM155 213H154V214H155ZM35 214H36V215H35ZM151 214H152V213L150 212V215H149L148 217H150ZM61 215H62V216H61ZM66 215H67V217H66ZM74 215H75V218L72 217V216H74ZM152 215H153V214H152ZM54 216H56L55 218L58 217L57 219H58V220L60 219V220L58 221L57 219L54 218ZM68 216H69L70 218H69ZM93 216H94V217H93ZM103 216L106 218V220H104L105 218H104ZM128 216H127V217H128ZM61 217L63 218V221H64V222H66V221H67V222L64 223V222L61 220V219H62ZM65 217H66V219H65ZM78 217H77V218H78ZM80 217H82V220L80 219ZM84 217H85V218L87 217L88 219L90 218V219H89L90 222H89V221L87 222V220H86L87 218L85 219ZM96 217H97V218H101V220H98ZM153 217H156V215H155V216L153 215ZM67 218H69V220H70L71 218H73V221H72V220L68 221ZM91 218H93V219H91ZM48 219H47V220H48ZM95 219H97V220H95ZM102 219H103V221H102ZM56 220H57V221H56ZM83 220H84L85 222H84ZM93 220H94V221H93ZM37 221H38V220H36V222H37ZM39 221H38V222H39ZM60 221H61L62 223H61ZM71 221H72V222H71ZM74 221H75V222H74ZM82 221H83V222H82ZM92 221H93V222H92ZM95 221H97V222H95ZM100 221H101V222H104V223H102L103 226H102V225H101V226L98 225V226H100V228L98 229V227L96 226V227H97V229H96L95 225H96V223H100V224H101ZM109 221L113 223L112 220L109 219ZM109 221H108V222H109ZM43 222H44V223H43ZM70 222H71V223H74V224L72 225ZM81 222H82V225H81V226H83V223H86V224H84L83 227H81L80 224L77 225V223H81ZM91 222H92L93 224H92ZM46 223H47V224L49 223V225H51L50 223H54V225H56V226H54V225L49 226V225H47ZM63 223H64L65 225H63ZM67 223H68V225H67ZM87 223H88L89 225H87ZM41 224H46L47 227L44 226V225L42 226ZM60 224H61V225H60ZM69 224H70V225H69ZM94 224H95V225H94ZM106 224H108L107 221H106V223H105V227L109 225V224H108V225H106ZM115 224H117V223L115 222V223H113V224H110V226H111V227L109 226L110 228L106 227L105 229H103V230L109 232V236H108V237L106 236L107 238L104 236L107 240H109L108 238L111 237L110 235H111L112 231H113V230H115V231L117 230L118 227L114 226ZM57 225H58V226L60 225V226L57 227ZM71 225H72V226H71ZM74 225H76V227H75ZM92 225H94V226H92ZM112 225H113V226H112ZM117 225H118V224H117ZM52 226H54V227H52ZM65 226H66V227H65ZM73 226H74V227H73ZM77 226H78V227H77ZM79 226H80V227H79ZM86 226H87V227H86ZM88 226H90L89 228L92 227V230L89 229ZM44 227H45V228H44ZM56 227H57V228H56ZM63 227H65L66 229H68V231H71V229H73L72 232H70L71 234H70L67 230H65V228H63ZM93 227L95 228V231H94ZM53 228H54V229L56 228L57 231H59L58 229H60V228H62V230L64 229V230H63V231H64L63 233H64V234L66 233L65 236L67 237V240L64 241V239H63V242H65V243L60 244V243H61V242H60L61 239H62L63 237L65 238V236L61 233L62 230L60 229L61 232H59L60 234H58L57 231H51V230H53ZM80 228H81V229H80ZM38 229H37V231H38ZM56 229H55V230H56ZM69 229H70V230H69ZM75 229H76V231H75ZM108 229H109V230H108ZM110 229H111V231H110ZM139 229H140V228H139ZM33 230H35L34 227H33ZM141 230H142V229H141ZM37 231H36V236H34V238L37 237V240H38L39 237L44 238V235H45V236L48 235V233H46V234H43V233H42L43 236H42V234L39 235V234H38L39 231H38V232H37ZM78 231H79V232H78ZM90 231H91V232H90ZM96 231H97V232H96ZM105 231H102V232H104L105 235H106V232H105ZM115 231H113V233H114ZM51 232H52V233H51ZM55 232L57 233V235L55 234ZM74 232H75V233H74ZM99 232H98V233H99ZM110 232H111V233H110ZM33 233H34V235H35V232H34V231H33ZM67 233H69V234H67ZM89 233H90V234L92 233L93 235L90 236ZM115 233H116V232H115ZM74 234H75V235H74ZM99 234H100V235H97V236H99V238H100V237H101V233H99ZM37 235H38V236H37ZM49 235H48V236H49ZM67 235H69L71 238H70L69 236H67ZM88 235H89V236H88ZM96 235H95V236H96ZM102 235H103V233H102ZM114 235L116 236V234H114ZM139 235H140V234H139ZM58 236H61V237H58ZM97 236L95 237V241H96V242H95V245H94V243H91V245L93 244L94 246H96V243H97V245L100 243V244H101V245L99 244L100 247H101V246L103 247L104 243H103L102 241H103V238H104V237L102 236L101 241H97V240H98V239H96ZM115 236H114V237H115ZM50 237H51V236H49V239H50ZM72 237L74 238V240L71 241L70 239H72ZM41 238H40V239H41ZM105 238H104V240H106ZM112 238H113V235H112ZM40 239H39V240H40ZM59 239H60V241H57V240H59ZM78 239H79V238H78ZM78 239H77V240H78ZM82 239H81V241H82ZM54 240H56L57 242L55 241V242H56V243H55ZM68 240H70L71 243H70ZM99 240H100V239H99ZM115 240H116V238H114V242H113V243H114V244H113L114 248H113V246H111V244H112L111 239H110V242H109L110 247H109V245H108L109 248H108V247L105 248V246H107V244L104 245V249H103L102 247H101L102 249L100 248L102 251H103V250L105 251V252L103 251L102 255H105V256H106L107 251H108V253H109V251H112V250L114 251L113 253L118 254V253H117V250H118L119 248L117 247L118 244H117V245L115 244V242H116ZM52 241H53L54 243H52ZM66 241H67V242H66ZM73 241H74V242H73ZM83 241H82V242H83ZM112 241H113V239H112ZM58 242H59V243H58ZM82 242H81V246H82V244H85V243H86V240L84 241V243H82ZM106 242L108 243V241H105V243H106ZM67 243H69V245H68ZM76 243H78V245L80 244L79 241H77ZM116 243H117V242H116ZM58 244H59V246H60V247H59L60 249L58 248ZM64 244H65V245H64ZM87 244H88V243H86V244L83 245V246L85 247V246H87ZM61 245H62V247H61ZM63 245H64V246H63ZM74 245H75V244H74ZM99 245H98V246H99ZM115 245H116V246H115ZM66 246H67L70 250H69V249H66V252H65V251H64V248H67ZM79 246H80V245H79ZM79 246H78V247H79ZM83 246H82V247H83ZM78 247H76L77 250H78V249L80 250V248H78ZM82 247H81V250H82ZM84 247H83V248H84ZM87 247H88V246H87ZM92 247H93V246H92ZM92 247H91V248H92ZM116 247H117L118 249H117ZM112 248H113V249H112ZM115 248H116L117 250H116ZM61 249H63V252H62ZM88 249H89L88 252L90 253L91 250H90V248H88ZM88 249H87V250H88ZM92 249H94V248H92ZM97 249H99V248L97 247ZM97 249H96V251H99V253L96 252V251H95V252L92 251V252H93V254H94V253H96V254L98 253V254L100 255L101 251H100V249H99V250H97ZM105 249H107V251H106ZM108 249H109V250H108ZM110 249H112V250H110ZM67 250H68V251H67ZM81 250H80V252H79V251L77 252L76 249L74 248V250L72 249L73 252H71V253L74 254L75 251H76V253H79L78 255H80V254L82 253ZM84 250H85V249H84ZM84 250H83V251H84ZM94 250H95V249H94ZM59 252H60V255L58 254ZM64 252H65V253H64ZM69 252H68V255L71 256L72 254L69 253ZM92 252H91V253H92ZM118 252H119V250H118ZM62 253H63L65 256H64V255L62 256ZM104 253H105V254H104ZM113 253L111 252V253L107 254V257L110 258V257L112 256L111 254H113ZM121 253H122V251H121ZM55 254H56V252H55ZM96 254H95V255H96ZM119 254H120V253H119ZM68 255H67V256H68ZM102 255H101V256H98V257H97V255H96L97 259H98V260L100 259L99 261H101V259H102L101 262H103V264H104L105 261H106L105 264H106V263H107V264H113V261L118 262V259H119V260H122V257H123L125 254H124V255H123V254H120L121 259H120V258H115L114 256H112V258H113V257L115 258V259L113 258V261H112V258H110V260H108L109 258H107V257H105V258H101ZM108 255H109V256H108ZM113 255H114V254H113ZM122 255H123V256H122ZM61 256H62L63 258H62ZM67 256H66V257H67ZM69 256L67 257V258H69V259L73 257V255H72L71 257H69ZM115 256L117 257L118 255H115ZM120 256H119V257H120ZM61 258H62L63 260H62ZM64 258H65V259H64ZM73 259H74V258H73ZM103 259H104V261H103ZM71 260H72V259H71ZM71 260H69V263H70ZM107 260H108V261H107ZM116 260H117V261H116ZM62 261H63V262H62ZM65 261H67V262H65V263L68 264V259H66ZM109 261H111L112 263H111V262L108 263ZM118 263H119V262H118ZM71 264H72V261H71ZM115 264H116V263H115Z\"/></svg>","mask_w":264,"mask_h":264}]
</instances>
